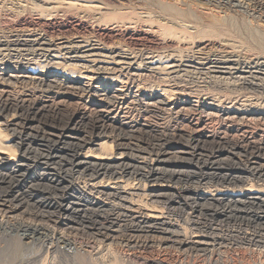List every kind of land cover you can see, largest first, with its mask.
Masks as SVG:
<instances>
[{
    "label": "rangeland",
    "instance_id": "1",
    "mask_svg": "<svg viewBox=\"0 0 264 264\" xmlns=\"http://www.w3.org/2000/svg\"><path fill=\"white\" fill-rule=\"evenodd\" d=\"M3 1V2H2ZM0 0V99L11 101L10 104L8 105L6 109L7 111L4 112L2 111V115H0V132L5 130L6 134L2 131L1 133L2 136L0 135V141L6 144H9L12 146L13 150H16L17 146L15 145L16 141L20 144L22 141V149L24 148L30 155V160L29 164L28 162V170H24V177L22 178L21 175H15L13 177H10L7 179V181L13 183L12 184H7L10 182H6L5 180L2 179V175L0 173V202H2V193L6 192L5 194H13V193H19V192H25L28 193L30 188L34 189L32 192H35L36 196L38 197H49L50 195H59L61 194L60 190L61 189H56L53 188V185L49 180H43L40 181H31V183L28 182V179L26 175H28L29 172H38L42 173L44 172L45 175H47V178H64L67 179L66 182L67 184L71 185L70 188H73V192L75 190V187L80 185L83 182H92V181H101V182H107L109 179L113 180H120L124 186V191L123 192H118L116 196H111V198L115 199H110L106 201V204L102 203L99 204L98 200H92L93 198L91 197L93 193L89 192H83L82 194L86 195L85 198H81L84 200L82 202L78 201L81 205H83V215H85V221L84 222V227L82 230L77 233L76 231H73L69 235H62L60 234L61 230L59 228H56L55 224H50L53 223L52 221H49L45 216L47 214H50L52 210H50L47 207H43V205H36L32 204L31 201L28 202L26 205L25 209L29 210L32 214H38L37 217L34 215H23L21 214L17 215V218H8L7 216L3 215L2 209L0 206V264H264V237L262 231H264V216L259 213L264 212V203H255L254 206H249V205H230L228 208L223 206V204H218L214 201L210 202V199L207 201H200L198 204H196V207L194 206V200L187 201L184 200L185 197L188 196H193L191 192L195 190V188L199 191H204V189H209L214 190L217 188H235L238 189L235 184H230L227 182H224L222 186V182H218L216 180L212 181H202L199 179L201 178V175L203 173H207L210 171H213L215 173L217 172H240L243 171V168L248 167V164H253L252 162L255 160L256 163L258 164H253L255 166H258L259 163L261 165H264V90L256 88L255 89L251 86L248 85L247 82H264V53H261L259 49L256 48V46L253 43V40L248 37L251 40L246 39V35L243 36L240 34L238 31H224L222 33H219V35H216L215 33H211L209 31H205L204 24H208V20H212L215 17H218L217 19H221L220 17H234L235 14V19L237 18L238 21L245 22L248 24L247 26L250 28L258 29L260 31H263L264 28V13H262L259 9L252 7L248 2L244 3L245 1H240L241 4L237 2H234L232 5L233 7L229 10H222L217 7L211 8L210 7H205V6H195L198 5L196 4V0H152L153 3H151L149 0H147V3L144 0H74V4H71V0H63L62 3L61 0H59L60 3H62L63 8L65 9H53L52 7L50 8V5L58 3V0ZM43 1V2H42ZM50 1V2H49ZM67 1V2H66ZM73 1V0H72ZM157 3H155V2ZM160 1V2H159ZM172 1V2H171ZM179 1V2H178ZM195 3H193V2ZM39 2V3H38ZM42 4H41V3ZM45 2V3H44ZM50 4H48V3ZM55 2V3H54ZM70 2V3H68ZM77 2V3H76ZM162 2V3H161ZM169 2V3H168ZM183 4H182V3ZM191 2V3H190ZM36 3V4H34ZM38 3V6H36ZM48 5H47V4ZM151 3V5H150ZM190 6H189V4ZM193 3V4H192ZM237 3V4H236ZM46 6H42V5ZM68 4H71L68 5ZM80 4V5H79ZM85 4V5H84ZM148 4V5H147ZM160 4V5H159ZM174 4V5H173ZM246 7H245V5ZM248 4V5H247ZM83 6H91L90 8H94V12L89 13L88 11H83L87 7H82ZM95 5V6H94ZM150 5V6H149ZM26 6V7H25ZM36 6V7H35ZM49 6V7H48ZM53 6V5H51ZM70 6V7H68ZM73 6V7H72ZM78 6V7H77ZM80 6V7H79ZM93 6V7H92ZM145 6V7H144ZM9 7V8H8ZM29 7H34L29 8ZM49 9H48V8ZM77 7V8H75ZM97 7V8H96ZM143 7V8H142ZM154 7V9L152 8ZM236 7V8H235ZM252 7V8H251ZM43 8V9H42ZM73 8V9H72ZM79 8V10H78ZM84 8V9H83ZM89 8V9H90ZM150 8V10H149ZM189 8V9H188ZM207 8V9H206ZM210 8V9H209ZM239 9L236 10L235 9ZM241 8V9H240ZM254 8V9H253ZM35 9V10H34ZM40 9V10H39ZM45 9V10H44ZM47 9V11H46ZM53 9V14L52 17L50 16L52 13ZM68 9V10H67ZM73 11H71V10ZM82 9V10H80ZM96 9V11H95ZM152 9V10H151ZM156 9V10H155ZM159 9V10H157ZM177 9L181 11H187L189 13H192L194 17H179L177 16ZM183 9V10H182ZM214 9V10H213ZM217 9V10H216ZM248 9V10H246ZM253 9V10H252ZM11 10V11H10ZM16 10V11H15ZM24 10V11H23ZM63 12V14L60 12ZM66 12H65V11ZM76 10V11H75ZM78 10V11H77ZM145 10V11H144ZM219 10V11H218ZM234 10V11H233ZM242 10V11H241ZM31 11V12H29ZM37 11V12H36ZM81 11V14H80ZM83 11V13H82ZM135 11V13H133ZM141 11V12H140ZM150 11V15L146 16L142 12ZM167 14L169 15L168 18L161 19L160 15L157 14L158 12ZM17 12V13H16ZM39 12V14H38ZM46 12V13H44ZM50 13V14H47ZM60 12V13H59ZM65 12V13H64ZM69 12V13H68ZM79 12V14H78ZM87 12V13H85ZM104 12V13H103ZM139 12V13H138ZM155 12V13H154ZM226 12V13H225ZM237 12V13H236ZM42 13V14H41ZM57 13V14H56ZM95 13V14H94ZM102 15H100V14ZM137 13V14H136ZM231 13H233L231 15ZM244 13V14H243ZM261 13V14H260ZM23 14V15H22ZM88 14V16L86 15ZM97 14V15H96ZM140 14V15H139ZM161 14V15H163ZM195 14H197L195 16ZM227 14V15H226ZM230 14V16H229ZM237 14V17H236ZM247 14V15H245ZM34 17H33V16ZM42 15V16H40ZM62 18H60V16ZM67 15V16H66ZM81 15V16H80ZM86 15V16H85ZM90 15V16H89ZM139 19H138V17ZM261 17H259V16ZM44 16L47 18H44ZM66 16V17H65ZM85 18H83V17ZM102 16V17H101ZM132 16V17H131ZM144 16V17H142ZM155 16V17H154ZM164 16V15H163ZM200 16V17H199ZM242 16V17H241ZM244 16V17H243ZM39 17V18H38ZM43 17V19H42ZM50 17V18H49ZM64 17V18H63ZM82 17V18H81ZM142 17V18H141ZM147 17V18H146ZM150 17V19H148ZM153 17V18H152ZM195 17H197L200 21L196 20ZM259 17V18H258ZM24 18V19H23ZM33 20H29V19ZM81 18V20H80ZM92 18V19H91ZM96 18V20H95ZM133 18V19H131ZM179 18V19H178ZM183 18L182 21H180ZM243 18H245L243 20ZM248 18V19H247ZM15 19V20H14ZM28 19V20H27ZM40 19V20H38ZM46 19V20H44ZM70 19V20H69ZM75 19V20H74ZM83 19V20H82ZM102 21H101V20ZM138 19V20H137ZM151 19H153L151 21ZM155 19V20H154ZM171 19V20H170ZM178 19V20H176ZM190 19V20H189ZM192 19V20H191ZM208 19V20H207ZM262 19V20H261ZM43 20V21H42ZM55 20V21H54ZM58 20V22H57ZM60 20V21H59ZM73 20V21H72ZM78 20V21H77ZM80 20V23H78ZM94 20V21H93ZM98 20H100L98 22ZM120 20V21H119ZM123 22H122V21ZM128 20V21H126ZM132 20V23H131ZM137 20V22H136ZM140 20V21H139ZM148 20V21H147ZM158 20V21H157ZM161 20V21H160ZM173 20V21H172ZM184 20V21H183ZM206 20V22H205ZM252 20V21H251ZM261 20V21H260ZM46 21V22H44ZM54 21V22H52ZM64 21V22H63ZM70 21V22H69ZM77 23H76V22ZM93 21V22H92ZM97 22L98 25L103 23V26H108L111 29H114L118 31V33H113L111 39L108 41L109 44H113L116 47H122L126 48L129 50L133 51V54L135 53L134 57L137 60L135 69L133 67H128L124 66L123 69L119 70L118 68L112 72H107L99 68L96 69L98 66L95 65H88V63L85 64V62H82L80 58L73 57V55L76 54V56H80V52H67L65 49L61 50L60 46L58 45V38L59 37H65L69 38L68 40H73L75 36L89 34V30L84 28V25H91L94 24V22ZM106 21V22H104ZM120 23H119V22ZM160 21V22H159ZM197 21V22H196ZM250 21V22H247ZM40 24H39V23ZM42 22V23H41ZM52 22V24H51ZM62 22V23H61ZM95 22V23H96ZM102 22V23H101ZM129 22V23H128ZM152 24H151V23ZM156 22V23H154ZM158 22V23H157ZM167 22L169 24H164L163 23ZM172 22V23H171ZM181 22V23H180ZM26 23V24H25ZM36 23V24H35ZM44 23V24H43ZM48 23V24H47ZM61 23V24H60ZM70 23V24H69ZM115 23V24H114ZM123 23V25H121ZM129 25H127V24ZM146 23V25L144 24ZM161 23V24H160ZM177 23V24H176ZM183 23V25H182ZM187 23V24H186ZM190 26H189V24ZM200 23L199 25H197ZM7 24V25H6ZM33 24V25H32ZM54 24V25H53ZM57 24V25H56ZM68 24V25H65ZM79 24V25H78ZM83 24V25H82ZM111 24V25H110ZM136 24V25H135ZM150 24V25H148ZM154 24V25H153ZM157 24V25H156ZM179 24V25H178ZM192 24V25H191ZM256 24V25H255ZM39 25V26H38ZM50 25V26H48ZM62 25V26H61ZM64 25V26H63ZM116 25V26H114ZM132 25V26H131ZM153 25V26H152ZM184 27L183 29L181 26ZM197 25V26H196ZM37 26V27H36ZM44 26V27H43ZM53 26V27H51ZM69 28H68V27ZM159 26V27H158ZM161 26V27H160ZM164 26V28H163ZM167 26V27H165ZM180 26V28H179ZM186 26H188L186 28ZM254 26V27H252ZM261 26V27H260ZM123 27V28H122ZM127 27V28H126ZM136 27V28H135ZM138 27V28H137ZM142 27V28H141ZM147 27V28H146ZM201 27V28H200ZM204 27V28H202ZM30 28V29H29ZM32 28V29H31ZM60 28V29H59ZM65 28V30H64ZM71 28V30H69ZM75 28L74 30H72ZM116 28V29H115ZM122 28V29H121ZM126 28V29H125ZM146 28V29H145ZM152 28V29H151ZM155 28V29H154ZM178 30H177V29ZM198 28V29H197ZM36 29V31H35ZM82 29V30H81ZM134 29V30H133ZM166 29V30H165ZM169 29V31H168ZM180 29V30H179ZM187 29V30H186ZM198 31H197V30ZM202 29V30H201ZM209 29V28H207ZM206 29V30H207ZM6 32H5V31ZM34 30V31H33ZM47 34H46V32ZM53 30V31H52ZM56 30V31H55ZM63 30V31H62ZM69 30V31H68ZM79 30V31H78ZM83 32H81V31ZM141 30V31H140ZM145 30V32H143ZM147 30L149 32H147ZM174 30V31H173ZM182 30H186L185 32ZM24 31V32H23ZM32 31V32H31ZM59 31V33H58ZM62 31V32H61ZM76 33H75V32ZM87 31V32H86ZM134 31V32H133ZM162 31V32H161ZM166 31V32H165ZM172 31V32H171ZM178 33H177V32ZM194 31V34H193ZM217 31V30H216ZM15 32V33H14ZM38 34H37V33ZM65 33V36L63 35ZM70 32V33H69ZM155 32V33H154ZM158 32V33H157ZM168 32V33H167ZM175 32V33H174ZM179 32H183L182 35ZM187 32V33H186ZM197 32V34H196ZM208 32V33H207ZM226 32V33H225ZM230 32V34H229ZM236 32V33H235ZM238 32V33H237ZM242 32V31H241ZM33 33V34H32ZM35 33V34H34ZM46 35H45V34ZM62 33V35H61ZM68 33V34H67ZM75 33V35H74ZM81 33V34H80ZM120 33V34H119ZM186 33V34H185ZM189 33V35H188ZM192 33V34H191ZM204 33V34H203ZM234 33V34H233ZM29 34V35H27ZM58 34V36H56ZM67 34V35H66ZM86 34V35H87ZM139 34V35H138ZM159 34V35H158ZM172 37L170 38L171 35ZM196 34V35H195ZM213 34V35H210ZM227 36H226V35ZM234 36H232V35ZM44 35V36H43ZM60 35V36H59ZM71 37H70V36ZM73 35V36H72ZM114 35V36H113ZM121 35V36H120ZM123 35V38H122ZM127 35V36H126ZM163 35V37H162ZM194 35V37L191 38V36ZM207 35V36H206ZM215 35V36H214ZM237 35V37L235 36ZM30 38L28 40V38ZM54 36V37H53ZM56 36V37H55ZM138 36V37H136ZM165 36V37H164ZM180 36V37H178ZM183 36V37H181ZM185 36V38H184ZM199 36V37H198ZM210 36V38H209ZM217 36V37H216ZM218 36H221L218 37ZM25 37L27 38L26 40ZM36 37V38H34ZM43 37V38H42ZM49 37V39H48ZM52 37V38H51ZM118 37V38H116ZM197 37V38H196ZM234 37V38H233ZM18 38V39H17ZM24 38V39H23ZM40 38V39H39ZM125 38V39H124ZM168 38V39H167ZM171 40H170V39ZM177 38H179L177 40ZM181 38V39H180ZM187 38V39H186ZM189 38V39H188ZM191 38V39H190ZM203 38V39H202ZM205 38V39H204ZM233 38V39H231ZM239 38V39H238ZM36 39V40H35ZM45 40L44 41H42ZM54 39V41H53ZM141 39V40H140ZM165 39V40H164ZM174 39V40H173ZM184 39V42H182ZM201 39V40H200ZM216 39V40H215ZM225 39V40H224ZM229 39V41H227ZM11 40V41H10ZM18 40V41H17ZM41 40V41H40ZM47 40V41H46ZM113 40V41H112ZM146 40V41H145ZM150 40V41H149ZM168 40V41H167ZM180 40V41H179ZM196 40V41H195ZM201 42H200V41ZM209 40V41H208ZM235 40V41H234ZM17 41V42H16ZM21 41V42H20ZM27 41V43H26ZM34 41H37L36 44ZM51 41V42H50ZM126 41V42H125ZM131 41V42H130ZM137 41V42H136ZM157 41V42H156ZM190 41V42H189ZM195 41V42H194ZM207 41V43H206ZM218 41V42H217ZM223 41V43H221ZM239 41V43H238ZM251 41V43H250ZM33 43V45L29 43ZM41 42V43H39ZM113 42V43H112ZM180 42V44H179ZM194 42V43H193ZM197 42V43H196ZM209 42V43H208ZM214 42V43H213ZM230 42V43H229ZM241 42V43H240ZM245 42V43H244ZM247 42V43H246ZM250 44H249V43ZM15 43V44H14ZM39 43V44H38ZM48 43V44H47ZM121 43V44H120ZM130 43V44H129ZM139 43V44H138ZM153 43V44H152ZM158 43V44H157ZM176 43V44H175ZM226 43V44H225ZM233 43V44H232ZM26 44V45H25ZM56 44V46H55ZM118 44V45H116ZM147 44V45H146ZM178 44V46H177ZM187 44V45H186ZM193 44V45H192ZM207 44V45H206ZM225 44V46H224ZM247 44V45H246ZM253 44V45H251ZM3 45V46H2ZM36 45V46H35ZM134 45V46H132ZM152 45V46H151ZM160 45V46H159ZM185 45V47H184ZM197 45V46H196ZM238 45V46H237ZM243 45V47H242ZM251 45V46H249ZM21 46V47H19ZM25 46V47H24ZM35 49H34V47ZM42 46V47H41ZM46 46V47H45ZM54 46L59 48L57 50L52 48ZM132 46V47H131ZM141 46V47H140ZM145 46V48L143 47ZM151 46V47H150ZM177 46V47H176ZM180 46V47H179ZM201 46V49L200 47ZM221 46V48H220ZM227 46V47H226ZM29 47V48H28ZM40 48V50L38 48ZM49 49V50H46ZM51 47V48H50ZM128 47V48H127ZM130 47V48H129ZM136 47V48H135ZM143 47V48H142ZM153 47V48H152ZM159 47V48H158ZM170 47V48H169ZM175 49H174V48ZM183 47V48H182ZM197 47L199 49H197ZM233 47V48H232ZM245 47V48H244ZM248 47V48H247ZM252 47V48H251ZM44 48V49H42ZM133 48V49H132ZM147 48V49H146ZM157 48V49H156ZM163 48V49H161ZM231 48V49H230ZM256 48V49H255ZM26 49V50H25ZM30 49V50H29ZM31 49H34L33 51ZM141 49V50H140ZM155 49V50H154ZM170 49V50H168ZM179 49H183L182 51ZM209 49V50H207ZM236 49V50H235ZM239 49V50H238ZM243 49V50H242ZM251 49H253L251 51ZM11 52H10V51ZM29 50V51H28ZM140 53H139V51ZM179 50V51H178ZM186 50V51H185ZM201 50V51H200ZM207 50V51H206ZM219 50V51H218ZM224 50V51H223ZM32 51V52H31ZM60 51V52H58ZM62 51V52H61ZM64 51V52H63ZM135 51V52H134ZM148 51L154 52L156 58L158 57L161 61H165L171 57L172 55L177 59H181L180 56L183 58L180 60V66L177 68V71L175 72H167L162 70L160 73L158 71H155L153 69H149L148 66L145 64L144 61V55ZM162 51V52H161ZM170 51V52H168ZM196 51V52H195ZM200 51V53H198ZM228 51V52H227ZM234 51V53H233ZM238 51V52H236ZM244 51V52H243ZM251 51V52H250ZM256 53H255V52ZM16 52V53H15ZM28 52V53H27ZM42 52V53H39ZM57 52V53H56ZM157 52V53H156ZM168 52V53H167ZM172 52V53H171ZM177 52V53H176ZM181 52V53H179ZM188 52V53H187ZM192 52V53H191ZM206 52V54H205ZM217 52V53H215ZM39 55H38V54ZM44 53V54H43ZM47 53V54H46ZM51 53V54H50ZM70 53V54H69ZM162 55H160V54ZM174 53V54H173ZM197 53V54H196ZM211 53V54H208ZM245 53V54H244ZM261 53V54H260ZM7 54V55H6ZM53 54L55 56H53ZM59 54V55H58ZM64 54L70 55V56H64ZM72 54V55H71ZM141 54V55H140ZM158 54V56H157ZM164 54V55H163ZM181 54V55H178ZM202 54V55H201ZM233 54V55H232ZM243 54V55H242ZM258 56H257V55ZM49 55V56H48ZM168 55V56H167ZM186 55V56H185ZM197 55V56H196ZM219 55V56H218ZM239 55V56H238ZM250 55V56H249ZM256 55V57H255ZM24 56V57H23ZM36 58H35V57ZM46 56V57H45ZM63 56V57H60ZM143 56V57H142ZM188 58L187 60V57ZM212 56V57H211ZM224 57V60L222 57ZM231 56V57H230ZM40 57V58H39ZM44 59H42V58ZM69 57V59H68ZM141 57V58H140ZM202 60V61H199ZM214 57V58H213ZM215 57H218L217 60L215 61ZM247 60H246V58ZM5 58V59H4ZM32 58V59H31ZM47 58V59H46ZM55 60V62H51L52 59ZM64 58V59H63ZM74 58V59H73ZM166 58V59H165ZM186 58V59H185ZM229 58V59H228ZM258 58V59H257ZM37 59V60H35ZM49 59V60H48ZM61 59V61H59ZM79 59V60H78ZM143 59V60H142ZM164 59V60H163ZM205 59V63L203 62ZM232 59V60H231ZM236 59V61L234 60ZM250 61H249V60ZM14 60V61H13ZM22 60V62H21ZM39 60V61H38ZM63 60V61H62ZM183 60V61H182ZM219 60V61H218ZM259 60V61H258ZM39 63H38V62ZM59 61V62H58ZM72 61V62H71ZM197 61V62H196ZM208 61V62H206ZM246 61V62H245ZM252 61V62H251ZM29 62V66H28ZM41 62V63H40ZM43 62V63H42ZM47 62V65H46ZM70 62V63H69ZM73 62L75 64H73ZM77 62V64H76ZM82 64H81V63ZM220 62V63H219ZM254 62V63H253ZM256 62V63H255ZM262 62V63H261ZM36 63V64H35ZM57 63L59 66H57ZM80 63V64H78ZM138 63V64H137ZM142 63V65H141ZM183 63V64H182ZM185 63V64H184ZM187 63V64H186ZM192 63V64H190ZM203 63V64H202ZM212 63V64H211ZM214 63V64H213ZM259 63V64H257ZM45 64V65H44ZM61 64V66H60ZM67 64V65H65ZM69 64V66H68ZM73 64V65H72ZM201 64V65H200ZM207 64V66H206ZM216 64V66H215ZM228 65L227 67L224 66ZM230 64H234L232 67ZM238 64V65H237ZM248 64V65H247ZM255 66H254V65ZM261 64V65H260ZM24 65V66H23ZM52 65V66H51ZM54 65V67H53ZM65 65V67H64ZM78 65V66H77ZM84 65V67H83ZM182 65V66H181ZM188 65V66H187ZM192 67H191V66ZM195 65L196 67H194ZM252 65V67H251ZM41 66V67H40ZM48 68H47V67ZM80 66V67H79ZM90 66V67H89ZM199 66V67H198ZM205 68H204V67ZM211 66V69H210ZM24 67V68H23ZM31 69H30V68ZM37 67V68H36ZM46 67V68H45ZM57 67V68H56ZM59 67V68H58ZM64 67V69L62 68ZM82 67V68H81ZM86 67V68H85ZM95 69H93V68ZM96 67V68H95ZM138 67V68H137ZM188 67V68H187ZM230 67V68H229ZM237 67V69L235 68ZM241 67V68H240ZM249 67V68H248ZM43 68V69H42ZM54 68V69H53ZM55 68L57 70H55ZM72 68V69H71ZM76 68V69H75ZM79 68V69H78ZM81 68V69H80ZM141 68V69H140ZM148 68V69H147ZM186 70H184V69ZM190 68V69H189ZM207 68V69H206ZM226 68V69H225ZM228 68V69H227ZM258 68V70H257ZM263 68V69H260ZM25 71H24V70ZM42 69V70H41ZM63 69L64 71L62 72ZM75 69V70H74ZM84 69V71H81ZM89 69V70H88ZM189 69V70H187ZM192 69V70H191ZM194 69V70H193ZM196 69V70H195ZM199 69V70H198ZM202 69L204 71H202ZM217 71H215V70ZM224 69V70H223ZM234 69V70H233ZM241 69V70H240ZM249 71H248V70ZM254 69V70H253ZM41 71L46 75H58L59 77L61 76H66L67 74L70 76L71 74H77L76 71L81 72L83 74H88V75H93V76H99L97 83L98 84H103L108 85L110 87L112 83L107 80L105 77H111L116 78L115 80L118 81L120 87L123 89L122 91V99H119L116 102L107 101V98L104 97L103 95H100V92L92 88L93 85H96L95 83H90V87H81L80 85L77 84H72L71 82H64L62 81H49L45 80L44 82L40 83L37 81L36 78L34 80L32 79L34 76L38 75V73H34L37 71ZM49 70V72L47 71ZM51 70V71H50ZM80 70V71H79ZM86 70V71H85ZM88 70V71H87ZM93 70V71H92ZM129 72H128V71ZM223 70V71H222ZM263 70V71H262ZM2 71V72H1ZM61 71V72H60ZM72 71V72H71ZM90 71V72H89ZM122 71V72H121ZM126 71V72H125ZM144 71V72H143ZM194 71V72H193ZM196 71V72H195ZM225 71V72H224ZM229 71V72H228ZM47 72V73H46ZM54 72V73H53ZM69 72V73H67ZM76 72V73H75ZM99 72V73H98ZM121 72V73H120ZM132 72V74L129 75V73ZM138 74H137V73ZM141 74H140V73ZM164 72V73H163ZM178 72V73H177ZM182 72V73H181ZM203 72V73H202ZM205 72V73H204ZM213 72V73H212ZM233 72V73H232ZM250 72V73H249ZM26 75H24V74ZM29 73V74H28ZM52 73V74H51ZM56 73V74H55ZM59 73V74H58ZM67 73V74H66ZM119 73V75L115 74ZM126 75H125V74ZM147 73V74H146ZM156 73V74H155ZM168 73V76H167ZM174 73V74H173ZM194 73V74H193ZM208 73V74H207ZM241 73V74H240ZM246 73V75H245ZM252 73H255L254 75L258 78H256ZM258 73V74H257ZM22 74V75H21ZM62 74V75H60ZM66 74V75H64ZM99 74V75H98ZM128 74V75H127ZM143 74V75H142ZM202 74V75H201ZM214 74V75H211ZM223 74V75H222ZM237 76H236V75ZM249 74V75H248ZM252 76H251V75ZM262 74V76H260ZM17 75V76H16ZM20 75V76H19ZM28 75V76H27ZM34 75V76H33ZM71 75V76H72ZM104 75V76H102ZM124 75V76H123ZM132 75V76H131ZM135 75V76H134ZM140 75V77H139ZM147 75V76H146ZM149 75V76H148ZM154 75V76H153ZM162 75V76H161ZM173 75V76H172ZM182 75V76H181ZM211 77H210V76ZM218 75V76H217ZM225 75V76H224ZM230 75V76H229ZM234 77H233V76ZM239 75V76H238ZM243 75V76H242ZM248 75V76H247ZM259 75V76H258ZM8 76V77H7ZM16 78H14V77ZM21 76H24L21 77ZM32 76V77H31ZM117 76V77H116ZM121 76V77H120ZM123 76V77H122ZM131 76V77H130ZM214 76V77H213ZM221 78H220V77ZM223 76V77H222ZM241 76V77H240ZM250 77L249 80L247 77ZM254 76V77H253ZM5 77V78H3ZM19 77V78H18ZM29 77V78H28ZM103 77V78H102ZM133 77V78H132ZM137 77V78H135ZM162 77V78H161ZM177 77V78H176ZM185 77V78H184ZM226 77V78H225ZM231 77L234 79L233 83L231 84L232 80ZM239 77V78H238ZM21 78V80H20ZM121 78V79H120ZM128 78V79H127ZM132 78V79H131ZM158 78V79H157ZM204 78V79H203ZM224 78V79H223ZM243 78V81H242ZM5 79V81L3 80ZM12 83H11V80ZM30 79L29 81L26 80ZM119 79V80H118ZM123 79V81H122ZM129 81H127V80ZM135 79V80H134ZM150 79V81H149ZM157 79V80H156ZM165 79V80H164ZM239 79V81H237ZM244 79H246L244 81ZM2 80L4 82H2ZM7 80V81H6ZM10 83H9V81ZM32 80V81H31ZM132 82H131V81ZM177 80V81H176ZM260 80V81H259ZM16 81V82H15ZM25 81V82H24ZM49 83H46L48 82ZM106 81V82H105ZM198 83H197V82ZM229 81H231L229 83ZM235 81V82H234ZM242 81V82H241ZM6 82V83H5ZM38 82V84H37ZM53 82V83H52ZM56 82V83H54ZM126 82V83H125ZM174 82V83H173ZM224 82V83H223ZM238 82V83H237ZM245 82V83H244ZM5 83V84H4ZM8 83V84H7ZM51 83V84H50ZM133 83V84H132ZM161 83V84H160ZM228 83V84H227ZM25 84V85H24ZM54 84V86H52ZM63 84V87L60 86ZM70 84V85H66ZM126 84V85H125ZM167 84V85H166ZM241 84V85H240ZM243 84V85H242ZM3 85V86H2ZM17 85V86H16ZM40 85V86H39ZM42 85V86H41ZM47 85V87H46ZM51 85V86H50ZM58 85V86H56ZM72 85V86H71ZM102 85V86H103ZM136 85V86H135ZM140 85V86H139ZM159 85V86H158ZM238 85V86H236ZM247 85V86H246ZM39 86V87H38ZM49 86V88H48ZM70 88H69V87ZM76 86V87H75ZM80 86V87H79ZM139 86V87H138ZM143 89H142V87ZM147 86V87H146ZM152 86V87H151ZM164 86V87H163ZM185 86V87H184ZM244 86V87H242ZM251 86V87H250ZM28 87V88H27ZM46 87V88H45ZM51 87V88H50ZM54 87V88H53ZM60 87V88H59ZM62 87V88H61ZM67 87V88H66ZM74 87V88H73ZM78 87V89H77ZM138 87V88H136ZM155 87V88H154ZM233 87V88H232ZM239 87V88H238ZM242 87V88H241ZM248 87V88H246ZM27 88V89H26ZM39 88V89H38ZM72 88V89H71ZM141 88V89H140ZM148 89L146 91V89ZM153 88V89H152ZM159 90H158V89ZM3 89V91H1ZM9 89V90H8ZM12 89V90H11ZM60 89V91H59ZM68 89V90H67ZM71 89V90H70ZM83 89V90H81ZM95 89V90H94ZM136 89V90H135ZM151 89V90H150ZM156 89V91H155ZM167 89V90H165ZM215 89V90H214ZM253 89V90H251ZM258 89V90H256ZM48 90V91H47ZM78 91L75 92V91ZM135 90V91H134ZM150 90V91H149ZM188 90V91H187ZM50 91V92H49ZM66 94H65V92ZM72 93H70V92ZM84 91V93H82ZM92 91V92H91ZM95 91V92H94ZM161 91V92H160ZM168 91V92H167ZM61 92V93H60ZM125 92V93H124ZM139 92V93H138ZM143 92V93H142ZM153 92V93H152ZM166 92V93H165ZM170 92V93H169ZM193 92V93H192ZM196 94H195V93ZM199 92V93H198ZM82 93V94H81ZM91 93V94H90ZM124 93V95H123ZM130 93V95H129ZM172 93V95H171ZM174 93V95H173ZM2 94V95H1ZM17 94V95H16ZM73 94V95H72ZM134 94V95H133ZM154 95V98L152 102H150L145 96L147 95ZM164 94V95H163ZM171 96H170V95ZM8 95V96H5ZM19 95V96H18ZM61 95V96H60ZM81 95V96H80ZM90 95V96H88ZM128 95V96H127ZM136 95V96H135ZM189 95V96H188ZM16 96V97H15ZM51 96V97H50ZM88 96V97H87ZM103 96V97H102ZM157 96V97H156ZM215 96V97H214ZM7 97V98H6ZM11 97V99L9 98ZM38 97V98H37ZM82 97V98H81ZM142 99H141V98ZM144 97V98H143ZM163 97V99H162ZM172 97V98H170ZM189 97V98H188ZM234 97V98H233ZM5 98V99H4ZM51 98V99H50ZM88 100H87V99ZM101 98V99H100ZM103 98V99H102ZM126 98V99H125ZM137 98V99H136ZM140 98V99H139ZM168 98V99H167ZM185 98V99H184ZM204 98V99H203ZM214 98V99H213ZM15 99V100H14ZM47 99V100H45ZM53 99V100H52ZM97 99V100H96ZM110 99V98H108ZM134 99V100H132ZM159 99L158 102L157 100ZM165 99V100H164ZM173 99V100H172ZM260 99V100H259ZM103 100V101H102ZM125 100V101H124ZM132 100V101H131ZM157 102H156V101ZM180 100V101H179ZM14 101V102H13ZM23 103H22V102ZM51 103H50V102ZM58 101V102H57ZM94 101V102H93ZM106 101V102H105ZM127 101V102H126ZM154 101V102H153ZM165 101V102H164ZM37 102V103H36ZM56 102V103H55ZM97 102V103H96ZM120 104H119V103ZM122 102V104H121ZM124 102V103H123ZM135 102V103H131ZM150 102V103H149ZM259 102V103H257ZM29 103V105H28ZM59 103V104H57ZM100 103V104H99ZM113 103V104H112ZM148 103V104H147ZM168 103V104H167ZM218 103V104H216ZM247 103V104H246ZM22 104V105H20ZM109 104V105H107ZM116 104V106H115ZM118 104V105H117ZM124 104V105H123ZM140 104V105H139ZM157 104H159L157 106ZM162 104V105H161ZM166 104V105H164ZM206 104V105H205ZM216 104V105H215ZM233 104V105H232ZM261 104V105H260ZM18 105V106H17ZM24 105V106H23ZM31 105V106H30ZM34 105V106H33ZM40 105V107H39ZM46 106V107H42ZM50 105V106H49ZM53 105V106H52ZM56 105V106H55ZM97 105V106H96ZM102 107H101V106ZM106 105V106H105ZM128 105H130L128 107ZM149 105V106H148ZM178 105V106H177ZM192 105V106H191ZM227 105V106H226ZM250 105V107H249ZM260 107H259V106ZM13 106V107H12ZM22 108H21V107ZM58 106V108H57ZM60 106V107H59ZM87 106L86 108H84ZM89 106V107H88ZM115 106V109H113ZM120 106V108L118 107ZM155 106V107H154ZM161 106V107H159ZM163 106V107H162ZM183 106V107H182ZM186 106V108H185ZM202 106V107H201ZM225 106V107H223ZM237 106V107H236ZM247 106V107H246ZM256 106V107H255ZM50 107V110L48 108ZM51 107H55L51 108ZM95 107V108H94ZM181 107V108H180ZM189 107V108H187ZM210 107V108H209ZM223 107V108H222ZM228 107V108H227ZM233 107V108H231ZM237 109H236V108ZM240 107V108H239ZM254 107V108H253ZM15 108V109H14ZM42 108V109H41ZM98 108V110H97ZM102 110H101V109ZM110 108V109H109ZM120 110H119V109ZM145 108H147L145 110ZM150 108V109H149ZM162 108V110H160ZM165 108V110H164ZM192 108V109H190ZM196 110H193V109ZM222 108V110H221ZM250 108V109H249ZM12 109V110H11ZM94 109V110H93ZM106 109V110H104ZM108 109V111H107ZM112 109V110H111ZM128 109V110H127ZM139 109V110H137ZM154 109V110H153ZM168 109V111H167ZM180 109V111H179ZM183 109V110H182ZM210 109V110H209ZM245 109V110H244ZM254 109V110H253ZM259 109V110H257ZM10 110V111H9ZM23 110V111H22ZM38 110V111H36ZM48 110V111H47ZM57 110V111H56ZM86 110V111H85ZM118 110V111H117ZM125 110V111H123ZM152 110V111H151ZM160 110V111H159ZM170 110V111H169ZM183 112H182V111ZM191 110H193L191 112ZM205 110V111H204ZM208 110V111H207ZM212 110V111H211ZM241 110V111H240ZM256 110V111H255ZM40 111V113H39ZM81 111V112H80ZM93 111V112H92ZM94 111H97L96 113ZM111 111V112H110ZM116 111V113H115ZM167 111V112H166ZM172 111V112H171ZM177 111V112H176ZM179 111V112H178ZM208 113H207V112ZM211 111V112H210ZM215 111L214 113H212ZM229 111V113H227ZM236 111V112H235ZM240 111V112H239ZM22 112V113H21ZM46 112V113H45ZM52 112V113H51ZM54 112V113H53ZM73 112V113H72ZM85 112L89 118L85 120L82 123L85 124H76L75 126H70L69 123L72 120V116L75 115L76 113H82ZM121 112V113H120ZM151 114H150V113ZM176 114H175V113ZM194 112V113H193ZM201 112V113H200ZM220 112V113H218ZM226 112V113H225ZM256 112V113H255ZM110 113V114H109ZM132 113V114H131ZM185 115H184V114ZM199 113V114H198ZM203 113V114H202ZM253 113V114H252ZM8 114V115H5ZM37 114V115H36ZM73 114V115H72ZM102 114V115H101ZM114 114V115H112ZM180 114V115H179ZM202 114V115H201ZM205 114V115H204ZM208 116H207V115ZM214 114V115H212ZM219 114V115H218ZM230 114H234L235 116H230ZM239 114V115H238ZM262 114V115H261ZM10 115H11V120L14 119L15 122H13L15 127H10L6 126L7 122L10 120ZM42 115V116H41ZM45 115V116H44ZM66 115V116H65ZM105 116L106 120L104 119L103 121L101 120L100 116ZM116 115V116H115ZM143 115V116H142ZM156 115V116H155ZM165 115V116H164ZM184 115V116H183ZM212 115V116H211ZM218 115V116H217ZM223 115V117H222ZM246 115V116H244ZM259 116L258 118L254 119L255 116ZM261 115V116H260ZM6 116V118H5ZM36 116V117H35ZM40 116V118H39ZM70 116V117H69ZM150 116V117H149ZM181 116V118H180ZM187 118H186V117ZM244 118H242V117ZM61 117V118H60ZM94 117V119H92ZM127 117V118H126ZM131 117V118H130ZM192 117V118H191ZM209 117V118H208ZM234 117V118H233ZM263 117V118H262ZM51 118V119H50ZM126 118V119H124ZM134 118V119H133ZM184 118V119H183ZM199 118V119H198ZM238 118V119H237ZM242 118V119H239ZM6 119V120H4ZM58 119V120H57ZM93 121H92V120ZM111 119V120H110ZM123 119V120H122ZM131 119V120H130ZM138 119V120H137ZM175 119V120H174ZM198 121H197V120ZM228 119V120H227ZM249 121H248V120ZM259 119V120H258ZM99 120V121H97ZM181 122H180V121ZM191 120V121H190ZM215 120V121H214ZM226 120V121H225ZM232 120V121H231ZM236 120V121H235ZM240 120V121H239ZM247 122H246V121ZM251 120V121H250ZM255 120V121H254ZM17 121V122H16ZM20 121V122H19ZM122 121V123L120 122ZM125 121V122H124ZM137 121V122H136ZM174 121V122H173ZM187 121V122H186ZM213 121V122H212ZM238 121V122H237ZM258 121V122H257ZM2 122V123H1ZM6 122V123H5ZM67 122V123H66ZM89 122V123H88ZM109 122V123H108ZM134 122V123H133ZM144 122V123H143ZM178 122V123H177ZM183 122V123H182ZM196 122V123H195ZM216 122V123H215ZM233 122V123H231ZM240 122V123H239ZM244 124H243V123ZM19 123V124H17ZM52 123V124H51ZM54 123V124H53ZM62 125H59V124ZM87 123V124H86ZM95 126H93L92 125ZM133 123V124H132ZM149 123V124H148ZM155 123V124H154ZM209 124L206 125V124ZM235 123V124H234ZM259 123V124H258ZM261 123V124H260ZM263 123V124H262ZM2 124V125H1ZM66 124V126H65ZM104 124V125H103ZM108 124V126H107ZM116 124L118 126H116ZM125 124V125H124ZM135 124V125H134ZM173 124H178L177 126H173ZM182 126H181V125ZM215 124V125H214ZM225 124V125H224ZM249 124V125H248ZM23 125V126H22ZM80 127H78V126ZM89 125V126H88ZM100 125V126H98ZM122 125V126H121ZM140 125V126H139ZM205 125V126H204ZM244 125V126H243ZM37 126V127H36ZM70 126V127H69ZM82 126V127H81ZM113 126V127H112ZM137 126V127H136ZM143 126V128H142ZM180 126V127H179ZM184 126V127H183ZM191 126V127H190ZM201 130H200V127ZM225 126V127H224ZM2 127V128H1ZM9 127V128H8ZM75 127V128H74ZM85 127L88 130H85ZM195 127V128H193ZM196 127H199L198 129ZM214 129H213V128ZM262 127V128H261ZM19 130H18V129ZM45 128V129H44ZM107 128V129H106ZM191 128V129H190ZM216 128V129H215ZM261 128V129H260ZM42 129V130H41ZM106 129V130H105ZM125 129V130H124ZM148 129V130H147ZM162 129V130H161ZM190 131H189V130ZM193 129V130H192ZM197 129V131H195ZM204 129V130H203ZM8 130V131H7ZM50 130V131H49ZM63 130V131H62ZM101 130V131H100ZM180 130V131H179ZM13 131V132H11ZM42 131V132H41ZM91 131V132H90ZM98 131H100L101 136L99 137H104L106 145H109V147H113L114 149L110 148L111 150H115L116 154H123V158L118 159V163L121 165L119 167H116L114 172L113 170H107V171H100L99 174L96 172H90V173H83L78 176L76 174L70 175L68 170L71 169V165H69L68 159L70 156V153L73 150H78L77 153L80 152V154L87 150V148H84L83 150H79V145L77 143H86L88 141L86 140H93L97 135ZM109 131V132H108ZM122 131V132H121ZM225 131V132H224ZM34 132V133H33ZM60 132V133H59ZM90 134H88V133ZM112 132V133H111ZM169 134H168V133ZM199 132V133H198ZM242 132V133H241ZM31 135H30V134ZM43 133V134H42ZM59 133V134H58ZM64 133V134H63ZM88 135H87V134ZM153 133V134H152ZM182 133V134H181ZM204 133V134H203ZM208 133V134H207ZM237 133V134H235ZM34 134V135H33ZM37 134V135H36ZM50 134V135H49ZM96 134V136H95ZM104 134V135H103ZM110 136H109V135ZM16 135V136H14ZM18 135V136H17ZM66 135V136H65ZM70 135V136H69ZM82 135V136H81ZM92 135V137H91ZM106 135V136H105ZM113 135V136H112ZM180 135V136H179ZM183 135V137H182ZM191 135H193L191 137ZM219 135V136H218ZM233 135V136H232ZM249 135V136H248ZM21 136V137H19ZM58 136V137H57ZM61 136V137H60ZM65 136V137H62ZM75 136V137H72ZM140 136V137H139ZM163 136V137H162ZM171 136V137H170ZM213 136V137H212ZM216 136V137H215ZM241 136V137H240ZM160 139H159V138ZM162 137V138H161ZM181 137V138H180ZM228 137V139H227ZM233 137V138H232ZM239 137V138H238ZM26 138V139H25ZM116 140H115V139ZM157 138V139H156ZM188 138V139H186ZM207 140H206V139ZM212 138V139H211ZM253 138V139H252ZM53 141H52V140ZM55 139V140H54ZM58 139V140H57ZM63 139V140H62ZM86 139V140H85ZM159 139V140H158ZM196 139V140H195ZM238 139V140H237ZM245 139V140H244ZM13 140V141H12ZM50 140V141H49ZM61 142H60V141ZM113 140V141H112ZM163 140V141H162ZM184 140V141H183ZM193 140V141H192ZM203 140V141H202ZM214 140V141H213ZM217 140V141H216ZM228 140V141H227ZM248 140V141H247ZM253 140V141H252ZM31 141V142H30ZM49 141V142H48ZM71 141V142H70ZM82 141V142H81ZM86 141V142H85ZM110 141V142H109ZM189 141V143H188ZM198 141V142H197ZM227 143H226V142ZM238 141V142H237ZM244 141V142H243ZM255 141V142H254ZM261 141V142H260ZM13 142V144H12ZM33 142V143H32ZM47 142V143H46ZM54 142V143H53ZM56 142V143H55ZM74 142V143H73ZM115 142V144H114ZM119 142V144H118ZM159 142V143H158ZM187 142V143H186ZM197 142V143H196ZM223 144H222V143ZM237 144H236V143ZM250 142V143H249ZM28 143V144H27ZM32 143V144H31ZM74 145H73V144ZM110 143V144H109ZM126 143V144H125ZM152 143V144H151ZM196 143V145H195ZM226 145H225V144ZM243 143V145H242ZM249 145H248V144ZM256 143V144H255ZM12 144V145H11ZM28 147L26 148V146ZM61 144V145H60ZM71 144V145H70ZM111 144L113 146H111ZM123 144V145H122ZM129 144V145H128ZM164 144V145H163ZM193 146H190L192 145ZM205 144V145H204ZM209 144V145H208ZM228 144V145H227ZM233 144V145H232ZM241 144V145H240ZM247 144V148L245 146ZM263 146H261V145ZM14 145V146H13ZM31 145V146H30ZM50 145V146H49ZM54 147H53V146ZM69 145V146H68ZM78 147H76V146ZM116 145V147H115ZM120 145V146H119ZM135 145V146H133ZM145 145V146H144ZM148 145V146H147ZM152 145V146H151ZM154 145V147H153ZM162 145L163 147H161ZM196 147H195V146ZM240 145V146H239ZM16 146V147H15ZM30 146V147H29ZM35 146V148H34ZM48 146V147H47ZM118 146V147H117ZM141 146V147H140ZM144 146V147H143ZM151 146V147H150ZM157 146H160L157 148ZM218 146V147H217ZM235 146V147H234ZM243 146V148L241 147ZM256 146V148H255ZM32 147V148H31ZM42 147V148H41ZM53 149H52V148ZM68 147V148H67ZM141 149H140V148ZM146 147V148H145ZM168 147V148H167ZM192 147V148H191ZM195 147V148H194ZM249 147V148H248ZM254 147V148H252ZM15 148V149H14ZM31 148V149H30ZM39 148V149H38ZM41 148V149H40ZM46 148V149H45ZM95 148V147H91ZM152 148V149H151ZM167 148V149H166ZM173 148V149H172ZM242 148V149H241ZM251 148V149H250ZM28 149V150H27ZM38 149V150H34ZM65 149V150H64ZM69 149V150H68ZM73 149V150H72ZM117 149V150H116ZM156 149V150H155ZM165 149V150H164ZM173 150L172 153L169 152ZM182 151H179V150ZM185 149V150H184ZM207 149V150H206ZM234 149V151H233ZM254 149V150H253ZM46 150H48L46 152ZM56 152H55V151ZM122 150V151H121ZM132 150V151H131ZM184 150V151H183ZM189 150V151H188ZM194 150V151H193ZM232 150V151H231ZM248 152H247V151ZM253 150V151H252ZM33 151V152H32ZM38 151V152H35ZM69 151V152H68ZM131 151V154H130ZM156 151V152H155ZM159 151V153H158ZM168 151V153H166ZM175 151V152H174ZM179 151V152H178ZM192 151V153L190 152ZM197 151V152H196ZM213 153H212V152ZM247 152L244 154L239 152ZM251 151V152H250ZM15 152V151H14ZM127 152V153H126ZM162 152V153H161ZM188 152V153H187ZM190 152V153H189ZM205 152V153H204ZM216 152V153H215ZM238 152V153H237ZM259 152V153H258ZM33 153V155H31ZM37 153V154H36ZM41 153V154H40ZM43 153V155H42ZM51 153L50 157H53L51 159L50 157L47 156V154ZM53 153V154H52ZM64 153V154H63ZM72 152L71 154H73ZM178 153V154H177ZM198 153V154H197ZM202 153V154H201ZM237 153V155H236ZM27 154V156H28ZM46 154V155H45ZM98 154V153H97ZM127 154V155H126ZM134 156H133V155ZM159 154V155H158ZM170 155L171 158H174L177 160L170 159L167 161H162L160 164L157 165H152L158 161V159H161L163 155ZM213 156H212V155ZM219 154V155H217ZM228 154V155H227ZM254 154V155H250ZM262 154V155H260ZM38 155V156H37ZM162 155V156H160ZM176 155V156H175ZM181 156V157H178ZM199 155H201L199 157ZM217 155V156H216ZM230 155V157H229ZM244 155V156H243ZM247 157H246V156ZM249 155V156H248ZM259 155V156H258ZM36 156V158L34 157ZM46 156V157H45ZM64 156V157H63ZM128 156V157H127ZM130 156V158H129ZM143 158H141V157ZM151 156V157H150ZM185 156V157H184ZM191 156V157H190ZM203 156V157H202ZM206 156V157H205ZM220 156V158H219ZM226 160H223V157ZM239 156V158H238ZM116 157V156H115ZM159 157V158H158ZM190 157V158H189ZM205 157V158H204ZM228 157L231 159H228ZM232 157V158H231ZM33 158V159H32ZM35 158V159H34ZM47 158V159H46ZM151 158V159H150ZM157 160H156V159ZM167 158V157H165ZM185 162H182V160ZM188 158V159H187ZM204 158V159H203ZM208 158V160H206ZM247 158V159H246ZM261 158V159H260ZM32 159V160H31ZM41 159V160H40ZM56 159V160H55ZM58 159V160H57ZM136 159V160H135ZM147 159H149L147 161ZM190 159V160H189ZM215 159V160H214ZM217 159V160H216ZM222 159V160H221ZM239 159V160H238ZM35 160V161H33ZM40 160V161H39ZM50 160V162H48ZM134 160V161H133ZM142 160V161H141ZM180 160V161H179ZM192 160V161H191ZM200 160V161H199ZM206 160V161H205ZM210 160V161H209ZM219 160V161H218ZM48 162L52 163V161H56L52 164L47 165L46 167L51 170H44L41 168H44L45 164H41ZM60 161H63L59 163ZM146 161V162H145ZM172 161V162H171ZM189 161V162H188ZM196 161V163H195ZM218 163H216V162ZM223 161V162H222ZM58 162V163H57ZM129 162V163H128ZM138 162H143V166L141 169H136L134 170L132 167L133 165L137 164ZM192 162V163H191ZM205 162V163H204ZM225 162V163H224ZM229 162V163H228ZM236 164H235V163ZM34 163V164H33ZM40 163V164H39ZM144 163H148L150 165H144ZM199 163V164H198ZM202 163V164H201ZM233 163V164H232ZM247 163V165H246ZM38 164V165H37ZM62 164V165H61ZM129 164V165H128ZM201 164V165H200ZM222 164L224 166H222ZM231 164V166L229 165ZM44 165V166H43ZM57 167H54V166ZM125 165V166H122ZM210 165V167H209ZM217 165V166H216ZM220 165V166H218ZM226 165V166H225ZM234 165V166H233ZM240 167H239V166ZM30 166V167H29ZM33 166V167H32ZM36 166V167H35ZM62 166V167H61ZM127 166V168H126ZM129 166V167H128ZM139 166V167H140ZM147 166V167H146ZM151 166V167H150ZM165 166V167H164ZM197 168H196V167ZM230 168H227L229 167ZM245 166V167H244ZM250 166V165H249ZM26 167V166H25ZM24 167V168H25ZM70 167V169H69ZM122 167V169H121ZM124 167V168H123ZM153 167V168H152ZM159 169L157 172L158 174L156 175L158 177L157 181L158 183H166L165 185L170 188V192L165 193L164 192V197L161 199H155L154 201V194L158 193L159 191L153 192L151 191V183L152 181H149L144 179L141 174L143 172H147L150 168L151 169ZM164 167V168H163ZM174 167V168H173ZM194 167V168H193ZM200 167V168H199ZM218 167V168H217ZM242 167V168H241ZM61 168V169H60ZM67 168V169H66ZM126 168V169H125ZM144 168V169H143ZM149 168V169H148ZM168 168V169H167ZM171 168V169H169ZM177 168V169H175ZM182 170H181V169ZM185 168V170L183 169ZM193 168V169H192ZM205 168V169H204ZM61 171H60V170ZM63 169H65L63 171ZM146 169V170H145ZM167 169V170H166ZM180 169V170H179ZM201 169V171H200ZM214 169V170H213ZM34 170V171H33ZM36 170V171H35ZM121 170V171H119ZM125 170V171H123ZM133 170V171H132ZM145 170V171H144ZM162 170V171H161ZM165 170V173H164ZM174 170V172L172 171ZM206 170V171H205ZM217 172H216V171ZM28 171V172H27ZM42 171V172H41ZM47 171V172H46ZM74 171V170H72ZM197 171V172H196ZM200 171V172H199ZM203 171V172H202ZM26 172V173H25ZM51 172V173H50ZM56 172V173H55ZM60 172V173H58ZM65 172V173H64ZM111 172V174H110ZM116 172V173H115ZM126 172V173H125ZM133 172V173H132ZM136 172V173H135ZM142 172V173H141ZM156 172V171H155ZM168 172V174H167ZM183 172V173H182ZM185 172V173H184ZM196 172V173H195ZM199 172V173H198ZM105 175H104V174ZM107 173V174H106ZM124 173V174H123ZM164 173V174H162ZM173 173V174H171ZM180 173V174H179ZM184 175H182V174ZM193 173V175H192ZM197 173L200 176L199 178L197 177ZM56 174V175H55ZM60 174V175H59ZM66 174V175H64ZM88 174V175H87ZM101 174V175H100ZM113 174V175H112ZM135 174V175H134ZM162 174V175H161ZM179 174V175H178ZM188 176H187V175ZM84 177H82V176ZM91 177H87V176ZM97 175V176H93ZM107 175V177H106ZM110 175V176H108ZM123 175V177H122ZM131 176V181L130 177ZM135 177H134V176ZM160 175L162 177H160ZM169 175V176H168ZM172 175V176H171ZM178 175V176H177ZM17 176V177H16ZM19 176V177H18ZM67 176V177H66ZM72 176V177H71ZM86 176V177H85ZM101 176V177H100ZM105 178H102L104 177ZM113 176L114 178H112ZM116 176L117 179H116ZM186 176V177H185ZM191 176V177H190ZM193 176V177H192ZM196 176V177H195ZM16 177V178H15ZM21 177V178H20ZM76 177V178H75ZM82 177V178H81ZM93 177V178H92ZM121 177L123 179H121ZM139 177V178H138ZM167 177V178H166ZM183 177V178H182ZM189 177V178H188ZM19 178V179H17ZM72 178V179H71ZM74 178V180H73ZM98 178V179H97ZM100 178V179H99ZM129 178V179H127ZM138 178V179H137ZM142 178V180H141ZM170 178V179H168ZM173 178V179H172ZM180 178V179H179ZM182 178V179H181ZM77 179V183L76 182ZM80 179V180H79ZM95 179V180H94ZM177 179V180H175ZM193 179V180H192ZM251 180H249L250 184L253 185L252 189L254 188L255 190H264L262 184L264 181L262 179H259L256 176H251ZM23 180V181H22ZM72 180V181H71ZM79 180V181H78ZM92 180V181H91ZM103 180V181H102ZM124 180V181H123ZM132 182H128V181ZM139 180V181H138ZM258 180V181H256ZM128 183H127V182ZM141 181V182H140ZM147 183H144V182ZM161 181V182H160ZM166 181V182H165ZM170 181V182H169ZM173 181V182H172ZM175 181V182H174ZM177 181V182H176ZM187 184H186V182ZM20 182V183H19ZM22 182V183H21ZM34 182V183H32ZM40 184H39V183ZM48 182V183H47ZM65 182V180H64ZM124 182V183H123ZM138 182V183H137ZM169 182V183H167ZM172 182V184H171ZM194 182V183H193ZM209 182V184H208ZM213 182V183H212ZM259 182V183H258ZM6 183V184H5ZM44 183V184H42ZM102 183V184H103ZM126 183V184H125ZM144 183V184H143ZM175 183V185H173ZM185 183V184H184ZM191 183V184H190ZM207 183V184H206ZM218 183V184H217ZM256 185H254V184ZM13 184L16 187V189H13ZM31 184H35V186H29ZM128 184V185H127ZM139 184V185H138ZM141 184V185H140ZM178 184V185H176ZM182 184V185H181ZM213 184V185H212ZM220 184V186H219ZM11 186L12 189L11 191L8 192V187ZM49 185V186H48ZM132 185V186H131ZM144 185V186H143ZM186 185V186H185ZM189 185V186H188ZM197 185V186H195ZM209 187H208V186ZM29 186V187H28ZM147 186V187H146ZM171 186V187H170ZM176 186V187H175ZM178 186V187H177ZM188 186V188H187ZM195 186V187H194ZM215 186V187H214ZM218 186V187H216ZM222 186V187H221ZM245 186V185H244ZM260 186V187H259ZM7 187V188H6ZM24 187V188H23ZM35 187V188H33ZM39 187V188H38ZM43 187V188H42ZM47 189H45V188ZM50 187V188H49ZM133 187V188H132ZM143 187V188H142ZM145 187V188H144ZM182 187V188H180ZM186 187V188H185ZM205 187V188H203ZM257 187V188H256ZM62 188V187H61ZM127 188V189H126ZM174 188V189H173ZM177 188V189H176ZM180 188V189H179ZM199 188V189H198ZM201 188V189H200ZM227 188V189H229ZM259 188V189H258ZM21 189V190H20ZM25 189V190H24ZM49 189V190H48ZM55 189V190H54ZM189 191H188V190ZM205 189V190H206ZM7 190V191H4ZM18 190V191H17ZM20 190V191H19ZM44 190L46 192H44ZM113 190H115L113 188ZM134 192H130V191ZM139 190V191H138ZM144 193H141V191ZM175 190V191H174ZM181 192H179V191ZM3 191V192H2ZM138 191V192H137ZM173 191V192H172ZM162 192V191H160ZM159 192V193H160ZM176 192V193H175ZM50 193V194H49ZM56 193V194H55ZM58 193V194H57ZM116 193V192H115ZM146 193V194H145ZM163 193V192H162ZM169 193V194H168ZM4 194V193H3ZM13 194V195H15ZM75 194V193H73ZM121 194V195H120ZM138 194V197L136 196ZM140 194V195H139ZM143 194V196H141ZM147 194L149 196L147 197ZM152 194V195H151ZM168 194V195H167ZM44 195V196H43ZM98 195V194H97ZM120 195V196H119ZM167 195V196H166ZM175 195V196H174ZM184 195V196H183ZM93 196H96V194ZM126 198H125V197ZM128 196V197H127ZM134 196L133 200L132 197ZM180 196V197H179ZM12 197V196H11ZM141 197L142 200L140 199ZM147 197V198H146ZM151 197V198H150ZM167 197L169 200H167ZM91 198V199H90ZM120 198V200H119ZM122 198V199H121ZM128 198V199H127ZM131 198V199H130ZM135 198H137L135 200ZM146 198V201H144ZM126 199V200H124ZM144 199V200H143ZM175 199V200H174ZM78 200V199H77ZM90 200V201H89ZM112 200V202H111ZM114 200V201H113ZM141 200V201H140ZM153 203L151 206H148L150 202ZM181 200V201H180ZM89 201V202H88ZM92 201V202H91ZM130 201V202H129ZM133 201V203L131 202ZM144 201V202H143ZM158 201V202H157ZM94 202V203H93ZM111 202V203H108ZM117 202V203H116ZM135 202V203H134ZM139 202V203H138ZM143 202V203H142ZM183 202V203H182ZM191 202V203H190ZM196 201L195 203H197ZM87 203V204H86ZM154 203H156L154 205ZM163 203V205L161 204ZM202 203V204H201ZM31 204V205H29ZM89 204V205H88ZM144 205L145 209L149 210H154L159 211L162 217L161 220H147L146 222H141V215L137 214L136 212V207L135 205ZM160 206H159V205ZM171 204V206L169 205ZM181 204V205H180ZM204 204V205H203ZM260 206H259V205ZM33 205V206H32ZM89 207H88V206ZM97 205V206H96ZM102 205V206H101ZM147 205V206H146ZM166 205V206H165ZM174 205V206H173ZM179 205V206H176ZM212 205V206H211ZM31 206V207H30ZM95 206V207H94ZM115 206V207H113ZM163 208L162 212L160 209L157 208ZM163 206V207H162ZM30 207V208H29ZM44 210H42L41 209ZM98 207V208H97ZM102 207V208H100ZM125 207V208H124ZM129 209H128V208ZM148 207V208H147ZM151 207V208H149ZM156 207V208H154ZM173 207V208H172ZM177 207V208H175ZM198 207V208H197ZM217 207V208H216ZM39 210H38V209ZM94 208H97V212ZM119 208V209H118ZM133 208V209H131ZM172 208V209H171ZM226 208V210H230L229 216H221L218 214L220 210ZM33 209V210H31ZM95 211H93V210ZM112 209V210H110ZM124 209L127 211V213L124 211ZM178 209V210H177ZM183 209V210H182ZM196 209V210H195ZM206 209V210H205ZM214 209H216L214 211ZM35 210V211H34ZM102 210V211H101ZM104 210V211H103ZM106 210V212H105ZM236 210V211H235ZM38 211V212H37ZM51 211V212H50ZM109 211V212H108ZM170 211V212H169ZM176 211V212H175ZM193 211V212H192ZM212 213H210V212ZM35 212V213H34ZM45 212V213H44ZM47 212V213H46ZM49 212V213H48ZM101 212V213H100ZM115 214H114V213ZM125 212V213H124ZM167 212V216L166 215ZM174 212V214H173ZM178 212V213H177ZM188 214H187V213ZM190 212V213H189ZM215 212V213H214ZM258 214H256V213ZM44 213V214H42ZM95 213V214H94ZM97 213V215H96ZM100 213V214H99ZM104 213V214H102ZM108 214L110 217H114L117 213L121 214L119 215V220L118 223H116L114 234L116 236H119V239L123 240L122 243L124 245L118 242H112L110 243L109 241H105L103 237L98 236L94 233L96 230L95 225L96 222H98L101 217H105ZM110 213V214H109ZM136 213V214H135ZM165 215H164V214ZM170 213V214H169ZM175 213L179 214L176 215ZM197 213V214H196ZM53 215L57 216L55 213L52 212ZM89 214V216H88ZM93 214V215H92ZM103 216H102V215ZM123 214H127L124 215ZM130 214V215H128ZM135 214V215H133ZM164 216H163V215ZM195 214V215H194ZM202 214V216L200 215ZM218 214V215H217ZM223 214V213H222ZM235 214V215H234ZM257 216H256V215ZM44 215V216H43ZM200 215V216H199ZM3 216V218H2ZM40 218H39V217ZM176 216V217H175ZM197 216V218H196ZM237 216V217H236ZM262 216V217H261ZM45 217V218H44ZM88 217V218H87ZM103 217V218H104ZM124 217V218H123ZM171 217V218H169ZM185 217V218H184ZM205 217V218H204ZM7 218V219H6ZM44 218V219H43ZM90 218V219H89ZM129 218V219H128ZM132 218V219H131ZM138 218V219H137ZM170 219L171 223L164 222V220ZM195 220H194V219ZM251 218V219H250ZM123 219V220H122ZM131 219V220H130ZM134 219V220H133ZM137 219V220H136ZM140 219V220H139ZM193 221H192V220ZM200 219V220H199ZM206 219V220H205ZM127 220V221H126ZM130 220V221H128ZM177 220V221H176ZM227 220V221H226ZM256 220V221H255ZM260 220V221H258ZM8 221V222H7ZM19 221V222H18ZM28 221V223H27ZM42 223H41V222ZM90 221V222H89ZM124 223H122V222ZM159 221V222H158ZM177 222V224L173 222ZM179 221V222H178ZM195 221V222H194ZM197 221V222H196ZM200 221V222H199ZM216 221V222H215ZM18 222V223H17ZM22 222V223H21ZM47 222V223H45ZM92 222H94L92 224ZM100 222V221H99ZM127 222V223H126ZM129 222V224H128ZM131 222V223H130ZM139 222V223H138ZM154 222V223H153ZM164 222V223H163ZM218 222V223H217ZM45 223V224H44ZM126 223V224H125ZM193 223V224H192ZM210 223V224H209ZM19 226H18V225ZM26 226H32L38 227L39 226H47L49 225V228L42 231V230H32L25 231L22 230L24 228V225ZM29 224V225H28ZM32 224V225H31ZM35 224V226H34ZM38 224V225H36ZM42 224V225H41ZM48 224V225H46ZM89 224L91 226H89ZM97 224V223H96ZM119 224V225H118ZM122 224V225H121ZM140 228H139V225ZM144 224V225H143ZM147 224V226H146ZM149 226L148 228V225ZM163 224V225H162ZM203 224V225H202ZM15 225V226H14ZM21 225V227H20ZM51 225V227H50ZM57 225V224H56ZM118 225V226H117ZM135 225V226H134ZM156 225V226H155ZM170 225V226H169ZM183 226L180 228V226ZM185 225V226H184ZM198 225L200 226L198 227ZM214 225V226H213ZM14 226V227H13ZM55 226V230L53 229ZM122 226V227H121ZM130 226V227H129ZM145 226V227H144ZM164 226V228H163ZM176 226V227H175ZM195 226V228H194ZM140 229H138V228ZM173 227V228H172ZM189 227V228H188ZM198 227V228H196ZM215 227V228H214ZM262 227V228H261ZM19 228V229H17ZM52 228V229H50ZM87 228V229H86ZM95 228V230H93ZM123 228V229H122ZM125 228V229H124ZM133 228V229H131ZM137 228V229H135ZM151 228V229H150ZM153 228V229H152ZM157 228V229H156ZM160 228V229H159ZM171 228L173 229V233L178 234V240L182 239L180 237H188V238H194L193 236L199 235L201 238L204 239V241L209 243V248L207 246L206 249L202 250H197V249H190L189 247H184L185 249L183 250V247H179L178 243H162L160 244V241L162 238H165L164 235L168 231H172ZM177 228V229H176ZM184 228V229H182ZM201 230H200V229ZM58 229V230H57ZM122 229V230H121ZM130 229V230H129ZM146 229V230H144ZM181 229V230H180ZM190 229V230H189ZM195 229V230H194ZM199 229V231L197 230ZM248 229V231H247ZM19 230V231H18ZM119 230V231H118ZM121 230V231H120ZM125 230V231H124ZM144 230V231H143ZM150 230V231H149ZM155 230V231H154ZM161 230V231H160ZM164 235H161L163 234ZM165 230V231H164ZM167 230V231H166ZM212 230V231H211ZM259 232L257 233L256 232ZM37 231H42L41 233H38ZM46 231V232H45ZM55 231V232H54ZM59 231V232H58ZM124 231V233H123ZM134 231V232H133ZM136 231V232H135ZM142 231V232H141ZM152 231V232H151ZM186 231V232H185ZM195 231H197L195 234ZM203 231V232H202ZM207 231V232H206ZM20 232V233H18ZM53 232V233H52ZM63 232V231H62ZM87 232V233H86ZM92 232V234L90 233ZM138 232V233H137ZM155 232V234H154ZM185 232L186 234H182ZM191 232V233H190ZM218 232V233H217ZM247 232V233H246ZM255 232V234H254ZM32 233V235H31ZM46 236H45V234ZM51 236H50V234ZM57 233V234H56ZM124 235H122V234ZM132 233V234H131ZM134 233V234H133ZM143 233V234H142ZM148 233V234H147ZM152 233V234H150ZM157 233V234H156ZM161 233V234H160ZM190 233V236L189 234ZM195 235H194V234ZM249 233V234H248ZM21 234V235H19ZM34 234V235H33ZM75 234V235H74ZM77 234V235H76ZM80 234V235H79ZM82 234V235H81ZM122 236H121V235ZM134 235L135 242L133 243L134 245L137 244L136 248L133 247L132 245H127L126 240ZM141 234V235H140ZM146 234V235H145ZM175 234V236H176ZM182 234V235H180ZM193 234V235H191ZM216 236H215V235ZM40 235V236H39ZM42 235V236H41ZM184 235V236H183ZM187 235V236H186ZM240 235V236H239ZM255 235L259 236V238H255L254 241L250 240L247 237ZM261 235V236H260ZM30 236V237H29ZM31 236H33L31 238ZM35 236V237H34ZM53 236V237H52ZM62 236V238H61ZM92 236L94 238H92ZM98 236V237H97ZM115 236V237H116ZM141 236V237H140ZM159 236H163L160 237ZM166 236V235H165ZM28 237V238H27ZM38 237V238H37ZM41 237V239H40ZM46 237V238H45ZM48 237V238H47ZM59 237V238H58ZM98 241H96V238ZM121 237V238H120ZM126 237V238H125ZM144 237L146 241H153L147 246L141 247L142 244H144ZM150 237V239H149ZM155 237V238H154ZM158 237V238H157ZM245 239H244V238ZM37 238V239H36ZM64 238V239H63ZM70 238V239H69ZM124 238V239H123ZM139 238V239H138ZM147 238L149 240H147ZM152 238V240H151ZM206 238V239H205ZM213 238V239H212ZM31 239V240H30ZM33 239V240H32ZM52 239V240H51ZM68 239V240H67ZM103 239V240H102ZM138 239V241H136ZM141 239V240H140ZM143 239V240H142ZM161 239V240H160ZM29 240V241H28ZM36 240V241H35ZM61 240V242H60ZM159 240V241H158ZM214 240V241H212ZM34 241V242H33ZM58 241V242H57ZM63 241V242H62ZM65 241V242H64ZM69 241V243H67ZM101 241V242H100ZM105 244V245L102 243ZM142 241V242H141ZM213 242L214 244L210 243ZM232 241V242H231ZM83 242V243H82ZM98 242V243H97ZM139 242V243H138ZM141 242V244H140ZM155 242V243H154ZM216 242V243H215ZM235 242V243H234ZM241 242V243H240ZM102 246H101V244ZM154 243V244H153ZM218 243V244H217ZM223 243V244H222ZM66 244V245H65ZM115 244V245H114ZM121 246H120V245ZM258 244V245H257ZM110 245H112L110 247ZM118 245V246H117ZM153 245V246H152ZM160 245V246H159ZM163 245V246H162ZM167 245V246H166ZM170 245V246H169ZM177 247H176V246ZM50 246V247H49ZM99 246V248H98ZM105 246V247H104ZM150 246V247H149ZM152 246V247H151ZM166 248H165V247ZM173 246V247H172ZM215 246V248H214ZM247 246V247H246ZM258 246V247H257ZM57 247V248H56ZM59 247V248H58ZM66 247V248H64ZM68 247V248H67ZM102 247V248H101ZM129 247V248H128ZM132 247V248H131ZM161 247V249H160ZM168 247V248H167ZM76 248V249H75ZM91 248V249H90ZM97 248V249H96ZM180 250H179V249ZM214 248V249H213ZM59 249V250H58ZM72 249V250H71ZM99 249H103L102 251ZM141 249V250H140ZM168 249V250H167ZM178 249V250H177ZM211 249V250H210ZM106 250V251H105ZM109 250V251H108ZM148 250V251H147ZM183 250V251H182ZM63 251V252H62ZM104 251V252H103ZM123 251V252H122ZM143 251V252H142ZM180 251V252H179ZM179 252V253H178ZM211 252V253H210ZM97 253V254H96ZM189 254V255H188ZM141 255V256H140ZM161 261V262H160Z\"/></svg>",
    "mask_w": 264,
    "mask_h": 264
},
{
    "label": "bare ground",
    "instance_id": "2",
    "mask_svg": "<svg viewBox=\"0 0 264 264\" xmlns=\"http://www.w3.org/2000/svg\"><path fill=\"white\" fill-rule=\"evenodd\" d=\"M5 1V0H4ZM33 2H35L34 0H32ZM32 1H31V3H32ZM46 1V0H45ZM51 1V0H50ZM49 1V2H50ZM62 1V3H64L63 2V0H61ZM70 1V0H69ZM138 1V0H137ZM140 1V0H139ZM146 3H147V0H144ZM151 3H153V1L152 0H149ZM177 1V0H176ZM180 1V0H179ZM178 1V2H179ZM191 1V0H190ZM237 1H239V0H196L195 2H196V4H198V5H195V6H205V7H210V6H213V7H211V8H214V7H217V8H219V9H224L225 11L226 10H229L230 11V9L233 7V3L234 2H237ZM242 1H245L244 3H249L250 5H252V7L254 6V8H256V9H259L262 13H264V0H241V2ZM3 2V1H2ZM43 2V1H42ZM56 2H57V0H56ZM67 2V1H66ZM71 2V4L73 3V5L75 6V2H74V0L72 1H70ZM70 2H68V3H70ZM155 2V1H154ZM160 2V1H159ZM172 2V1H171ZM182 2H183V0H182ZM181 2V3H182ZM193 2V1H192ZM195 2H193V3H195ZM39 3V2H38ZM38 3H37V5L36 6H38ZM41 3V2H40ZM45 3V2H44ZM48 3V2H47ZM46 3V4H47ZM55 3V2H54ZM62 3H60L59 2V0H58V3H55V4H53V2H52V4L51 5H53V6H51L50 5V8L52 7L53 9H60V8H62V9H65V7L63 8V6H65V5H63L62 6ZM77 3V2H76ZM151 3H150V5H151ZM155 3H157V2H155ZM162 3V2H161ZM169 3V2H168ZM184 3H185V0H184ZM191 3V2H190ZM192 3V4H193ZM239 4H241L240 3V1L238 2ZM34 4H36V3H34ZM42 4V3H41ZM48 4H50V3H48ZM47 4V5H48ZM65 4V3H64ZM71 4H68V5H70L71 6ZM183 4V3H182ZM189 4V3H188ZM237 4V3H236ZM32 5H33V3H32ZM80 5V4H79ZM85 5V4H84ZM148 5V4H147ZM149 5V6H150ZM160 5V4H159ZM174 5V4H173ZM185 5H186V3H185ZM245 5V4H244ZM248 5V4H247ZM34 6V5H33ZM35 6V7H36ZM41 6V5H40ZM40 6H38V7H40ZM42 6H46V5H42ZM70 6H68V7H70ZM95 6V5H94ZM189 6H190V4H189ZM26 7V6H25ZM49 7V6H48ZM47 7V8H48ZM73 7V6H72ZM78 7V6H77ZM77 7H75V8H77ZM80 7V6H79ZM82 7H87V8H85V10H83V11H88L89 13H92L93 14V12H94V8H90L91 6H83L82 5ZM93 7V6H92ZM145 7V6H144ZM245 7H246V5H245ZM251 7V8H252ZM9 8V7H8ZM29 8H31V10H32V8H34V7H29ZM90 8V9H89ZM97 8V7H96ZM143 8V7H142ZM153 9H154V7H152ZM203 8V7H202ZM236 8V7H235ZM247 8V7H246ZM253 8V9H254ZM43 9V8H42ZM49 9V8H48ZM53 9H50V11L52 10V13H51V17H52V14H53ZM73 9V8H72ZM84 9V8H83ZM189 9V8H188ZM207 9V8H206ZM210 9V8H209ZM241 9V8H240ZM252 9V10H253ZM35 10V9H34ZM40 10V9H39ZM45 10V9H44ZM68 10V9H67ZM69 10H71V9H69ZM78 10H79V8H78ZM77 10V11H78ZM80 10H82V9H80ZM149 10H150V8H149ZM152 10V9H151ZM156 10V9H155ZM157 10H159V9H157ZM183 10V9H182ZM214 10V9H213ZM217 10V9H216ZM236 10H239L238 8L237 9H235V11ZM246 10H248V9H246ZM11 11V10H10ZM16 11V10H15ZM24 11V10H23ZM46 11H47V9H46ZM60 11V10H59ZM65 11V10H64ZM71 11H73V10H71ZM76 11V10H75ZM83 11H82V13H83ZM95 11H96V9H95ZM145 11V10H144ZM219 11V10H218ZM234 11V10H233ZM242 11V10H241ZM29 12H31V11H29ZM37 12V11H36ZM61 12V11H60ZM59 12V13H60ZM66 12V11H65ZM64 12V13H65ZM74 12V11H73ZM141 12V11H140ZM158 12V11H157ZM17 13V12H16ZM44 13H46V12H44ZM50 13H48L47 12V14H50ZM62 14H63V12H61ZM69 13V12H68ZM85 13H87V12H85ZM104 13V12H103ZM133 13H135V11L133 12ZM139 13V12H138ZM145 14L146 16L148 15H150L151 13H150V11H146V12H142V14ZM150 13V14H149ZM155 13V12H154ZM226 13V12H225ZM237 13V12H236ZM38 14H39V12H38ZM42 14V13H41ZM55 14V13H54ZM53 14V15H54ZM57 14V13H56ZM78 14H79V12H78ZM80 14H81V11H80ZM95 14V13H94ZM100 14V13H99ZM137 14V13H136ZM153 14V13H152ZM157 14H159L160 15V17H161V19H165V18H168L169 17V15H167V14H163V13H161V14H163V15H161L160 14V12H158ZM233 13H231V15H232ZM244 14V13H243ZM261 14V13H260ZM23 15V14H22ZM82 15V14H81ZM80 15V16H81ZM87 16H88V14H86ZM85 15V16H86ZM97 15V14H96ZM100 15H102V14H100ZM140 15V14H139ZM177 16H179V17H184V18H186V17H194L193 16V14L192 13H189V12H187V11H181V10H179V9H177V14H176ZM197 14H195V16H196ZM227 15V14H226ZM245 15H247V14H245ZM33 16V15H32ZM40 16H42V15H40ZM60 16V15H59ZM67 16V15H66ZM65 16V17H66ZM90 16V15H89ZM103 16V15H102ZM101 16V17H102ZM137 16V15H136ZM151 16V15H150ZM168 16V17H167ZM229 16H230V14H229ZM259 16V15H258ZM34 17V16H33ZM83 17V16H82ZM81 17V18H82ZM132 17V16H131ZM138 17V16H137ZM142 17H144V16H142ZM141 17V18H142ZM155 17V16H154ZM200 17V16H199ZM236 17H237V14H236ZM242 17V16H241ZM244 17V16H243ZM260 17V16H259ZM258 17V18H259ZM39 18V17H38ZM44 18H47V16L45 17L44 16ZM50 18V17H49ZM60 18H62V16H60ZM64 18V17H63ZM81 18H80V20H81ZM84 18V17H83ZM147 18V17H146ZM153 18V17H152ZM218 17H215L214 19H212L211 21L210 20H208V24L206 23V24H204V27H205V31H209V32H211V33H215L216 35H219V33H222V32H224L225 30L226 31H229V29L231 30V31H238L240 34H242L243 36H247V37H245L246 39L248 38V37H250L252 40H253V43H254V45L256 46V48L257 49H259L260 51H261V53H264V28H263V31H260V30H258V29H252V28H250V27H248L247 25L248 24H246L245 22H246V20H245V22H241V21H238L237 20V18L235 19V14H234V17H232V16H230L229 18L228 17H220L221 19H217ZM261 18V17H260ZM264 18V17H263ZM24 19V18H23ZM42 19H43V17H42ZM85 19V18H84ZM92 19V18H91ZM131 19H133V18H131ZM138 19H139V17H138ZM137 19V20H138ZM148 19H150V17L148 18ZM179 19V18H178ZM178 19H176V20H178ZM181 20L180 21H182V19L183 18H180ZM187 19V18H186ZM195 19L196 20H198V21H200L197 17H195ZM245 18H243V20H244ZM248 19V18H247ZM15 20V19H14ZM28 20V19H27ZM29 20H33V19H29ZM38 20H40V19H38ZM44 20H46V19H44ZM70 20V19H69ZM75 20V19H74ZM80 20H79V22L78 23H80ZM83 20V19H82ZM95 20H96V18H95ZM101 20V19H100ZM100 20H98V22L100 21ZM137 20H136V22H137ZM153 19H151V21H152ZM155 20V19H154ZM171 20V19H170ZM190 20V19H189ZM192 20V19H191ZM262 20V19H261ZM260 20V21H261ZM41 21V20H40ZM43 21V20H42ZM55 21V20H54ZM54 21H52V22H54ZM60 21V20H59ZM73 21V20H72ZM78 21V20H77ZM94 21V20H93ZM92 21V22H93ZM102 21V20H101ZM120 21V20H119ZM118 21V22H119ZM122 21V20H121ZM126 21H128V20H126ZM140 21V20H139ZM148 21V20H147ZM158 21V20H157ZM161 21V20H160ZM159 21V22H160ZM173 21V20H172ZM184 21V20H183ZM252 21V20H251ZM44 22H46V21H44ZM52 22H51V24H52ZM57 22H58V20H57ZM64 22V21H63ZM70 22V21H69ZM76 22V21H75ZM96 22V21H95ZM94 22V24H91V25H87V24H85L84 25V28H86V30L88 29L89 30V34H85V36L83 35V33L85 32H83V31H81V32H83L81 35H77V36H75L74 37V39L73 40H68L67 38H65V37H59L57 40H58V45L57 46H60L61 47V50H66L67 52H74L73 54H75V52H80V56H76V54L75 55H73V57H76V58H80V60L82 61V62H85V64L86 63H88V65L90 64H92V65H95V66H98L96 69H98L99 68V71H100V69H102V71H106V73L107 72H112V71H114V70H116L117 68L119 69V70H121V69H123L124 68V66L126 67V66H128V67H133L134 69H135V65H136V59H135V57H134V55H135V53L133 54V51L132 50H129V49H126V48H122V47H120V45H119V47H116V46H114L113 44H109V40L111 39V37H112V34L113 33H118V31H117V29L116 30H114V29H111V26H110V28L108 27V26H103V23H102V25L101 24H99L98 25V23L96 22L95 23ZM104 22H106V21H104ZM123 22V21H122ZM197 22V21H196ZM205 22H206V20H205ZM247 22H250V21H247ZM39 23V22H38ZM42 23V22H41ZM59 23V22H58ZM62 23V22H61ZM60 23V24H61ZM77 23V22H76ZM120 23V22H119ZM129 23V22H128ZM131 23H132V20H131ZM151 23V22H150ZM154 23H156V22H154ZM158 23V22H157ZM163 23V22H162ZM172 23V22H171ZM181 23V22H180ZM26 24V23H25ZM36 24V23H35ZM40 24V23H39ZM44 24V23H43ZM48 24V23H47ZM70 24V23H69ZM115 24V23H114ZM127 24V23H126ZM145 25H146V23H144ZM152 24V23H151ZM161 24V23H160ZM164 24H169V23H167V22H165V23H163L162 25H164ZM177 24V23H176ZM187 24V23H186ZM189 24V23H188ZM200 23H198L197 25H199ZM7 25V24H6ZM33 25V24H32ZM54 25V24H53ZM57 25V24H56ZM65 25H68V24H65ZM79 25V24H78ZM83 25V24H82ZM111 25V24H110ZM121 25H123V23L121 24ZM128 25V24H127ZM136 25V24H135ZM148 25H150V24H148ZM154 25V24H153ZM152 25V26H153ZM157 25V24H156ZM179 25V24H178ZM182 25H183V23H182ZM192 25V24H191ZM196 25V26H197ZM256 25V24H255ZM39 26V25H38ZM48 26H50V25H48ZM62 26V25H61ZM64 26V25H63ZM114 26H116V25H114ZM124 26V25H123ZM129 26V25H128ZM132 26V25H131ZM181 26V25H180ZM180 26H179V28H180ZM189 26H190V24H189ZM37 27V26H36ZM44 27V26H43ZM51 27H53V26H51ZM68 27V26H67ZM159 27V26H158ZM161 27V26H160ZM165 27H167V26H165ZM183 29H185L184 27H185V25H184V27L183 26H181ZM188 26H186V28H187ZM204 27H202V28H204ZM252 27H254V26H252ZM261 27V26H260ZM69 28V27H68ZM123 28V27H122ZM121 28V29H122ZM127 28V27H126ZM125 28V29H126ZM136 28V27H135ZM138 28V27H137ZM142 28V27H141ZM147 28V27H146ZM145 28V29H146ZM163 28H164V26H163ZM201 28V27H200ZM207 28H209V29H207ZM30 29V28H29ZM32 29V28H31ZM60 29V28H59ZM75 28H73L72 30H74ZM152 29V28H151ZM155 29V28H154ZM177 29V28H176ZM181 29V28H180ZM179 29V30H180ZM198 29V28H197ZM196 29V30H197ZM207 29V30H206ZM64 30H65V28H64ZM69 30H71V28L69 29ZM68 30V31H69ZM134 30V29H133ZM166 30V29H165ZM178 30V29H177ZM187 30V29H186ZM185 30V31H186ZM202 30V29H201ZM217 30V31H216ZM5 31V30H4ZM34 31V30H33ZM35 31H36V29H35ZM53 31V30H52ZM56 31V30H55ZM63 31V30H62ZM61 31V32H62ZM79 31V30H78ZM141 31V30H140ZM150 31V30H149ZM148 30H147V32H149ZM168 31H169V29H168ZM174 31V30H173ZM182 31H184V30H182ZM184 31V32H185ZM198 31V30H197ZM242 31V32H241ZM6 32V31H5ZM24 32V31H23ZM32 32V31H31ZM45 32H46V30H45ZM75 32V31H74ZM87 32V31H86ZM134 32V31H133ZM143 32H145V30L143 31ZM162 32V31H161ZM166 32V31H165ZM172 32V31H171ZM177 32V31H176ZM237 32V33H238ZM15 33V32H14ZM37 33V32H36ZM58 33H59V31H58ZM65 33L66 32H64V36H65ZM70 33V32H69ZM76 33V32H75ZM75 33H74V35H75ZM155 33V32H154ZM158 33V32H157ZM168 33V32H167ZM175 33V32H174ZM178 33V32H177ZM179 33H181V32H179ZM183 33V32H182ZM181 33V34H182ZM187 33V32H186ZM185 33V34H186ZM208 33V32H207ZM226 33V32H225ZM236 33V32H235ZM33 34V33H32ZM35 34V33H34ZM38 34V33H37ZM45 34V33H44ZM46 34H47V32H46ZM45 34V35H46ZM68 34V33H67ZM66 34V35H67ZM120 34V33H119ZM192 34V33H191ZM193 34H194V31H193ZM196 34H197V32H196ZM195 34V35H196ZM204 34V33H203ZM229 34H230V32H229ZM234 34V33H233ZM27 35H29V34H27ZM61 35H62V33H61ZM139 35V34H138ZM159 35V34H158ZM182 35H184V34H182ZM188 35H189V33H188ZM210 35H213V34H210ZM226 35V34H225ZM232 35V34H231ZM44 36V35H43ZM56 36H58V34L56 35ZM55 36V37H56ZM60 36V35H59ZM70 36V35H69ZM73 36V35H72ZM114 36V35H113ZM121 36V35H120ZM127 36V35H126ZM168 36H170V38L172 37V34L171 35H168ZM191 36V35H190ZM207 36V35H206ZM215 36V35H214ZM227 36V35H226ZM232 36H234V35H232ZM236 37H237V35H235ZM27 37V36H26ZM25 37V39L24 40H26L27 38ZM54 37V36H53ZM71 37V36H70ZM136 37H138V36H136ZM162 37H163V35H162ZM165 37V36H164ZM178 37H180V36H178ZM181 37H183V36H181ZM192 37H194V35L193 36H191V38ZM199 37V36H198ZM217 37V36H216ZM218 37H220L221 38V36H218ZM30 38H33V37H30ZM30 38H28V40L30 39ZM34 38H36V37H34ZM43 38V37H42ZM52 38V37H51ZM116 38H118V37H116ZM122 38H123V35H122ZM169 38V39H170ZM184 38H185V36H184ZM190 38V39H191ZM197 38V37H196ZM209 38H210V36H209ZM234 38V37H233ZM233 38H231V39H233ZM18 39V38H17ZM37 39V38H36ZM35 39V40H36ZM40 39V38H39ZM48 39H49V37H48ZM125 39V38H124ZM168 39V38H167ZM179 38H177V40H178ZM181 39V38H180ZM187 39V38H186ZM189 39V38H188ZM193 39V38H192ZM194 39H195V37H194ZM203 39V38H202ZM205 39V38H204ZM239 39V38H238ZM251 39H249L248 38V40H251ZM0 40H3V39H0ZM141 40V39H140ZM165 40V39H164ZM171 40V39H170ZM174 40V39H173ZM201 40V39H200ZM199 40V41H200ZM216 40V39H215ZM225 40V39H224ZM11 41V40H10ZM18 41V40H17ZM16 41V42H17ZM41 41V40H40ZM42 41H44L45 42V40H43L42 39ZM47 41V40H46ZM53 41H54V39H53ZM113 41V40H112ZM146 41V40H145ZM150 41V40H149ZM168 41V40H167ZM180 41V40H179ZM196 41V40H195ZM194 41V42H195ZM209 41V40H208ZM227 41H229V39L227 40ZM235 41V40H234ZM21 42V41H20ZM35 42V44H36V42L37 41H34ZM51 42V41H50ZM126 42V41H125ZM131 42V41H130ZM137 42V41H136ZM157 42V41H156ZM182 42H184V39H183V41ZM190 42V41H189ZM193 42V43H194ZM201 42V41H200ZM218 42V41H217ZM26 43H27V41H26ZM39 43H41V42H39ZM38 43V44H39ZM113 43V42H112ZM197 43V42H196ZM206 43H207V41H206ZM209 43V42H208ZM214 43V42H213ZM221 43H223V41L221 42ZM230 43V42H229ZM238 43H239V41H238ZM241 43V42H240ZM245 43V42H244ZM247 43V42H246ZM249 43V42H248ZM250 43H251V41H250ZM249 43V44H250ZM15 44V43H14ZM30 44V46H31V44L33 45V43L31 42V43H29ZM48 44V43H47ZM121 44V43H120ZM130 44V43H129ZM139 44V43H138ZM153 44V43H152ZM158 44V43H157ZM176 44V43H175ZM179 44H180V42H179ZM226 44V43H225ZM225 44H224V46H225ZM233 44V43H232ZM26 45V44H25ZM116 45H118V44H116ZM147 45V44H146ZM187 45V44H186ZM193 45V44H192ZM207 45V44H206ZM247 45V44H246ZM251 45H253V44H251ZM251 45H249V46H251ZM3 46V45H2ZM36 46V45H35ZM55 46H56V44H55ZM132 46H134V45H132ZM131 46V47H132ZM152 46V45H151ZM150 46V47H151ZM160 46V45H159ZM177 46H178V44H177ZM176 46V47H177ZM197 46V45H196ZM238 46V45H237ZM19 47H21V46H19ZM25 47V46H24ZM34 47V46H33ZM42 47V46H41ZM40 47V48H41ZM46 47V46H45ZM44 47V48H45ZM52 47V46H51ZM50 47V48H51ZM141 47V46H140ZM144 48H145V46H143ZM142 47V48H143ZM180 47V46H179ZM184 47H185V45H184ZM200 47V49H201V46H199ZM227 47V46H226ZM242 47H243V45H242ZM29 48V47H28ZM36 48H38V47H36ZM40 48H38L39 50H40ZM44 48H42V49H44ZM52 48H54V46L52 47ZM57 47H55L54 49H56ZM128 48V47H127ZM130 48V47H129ZM136 48V47H135ZM153 48V47H152ZM159 48V47H158ZM170 48V47H169ZM174 48V47H173ZM183 48V47H182ZM220 48H221V46H220ZM233 48V47H232ZM245 48V47H244ZM248 48V47H247ZM252 48V47H251ZM255 48V49H256ZM34 49H35V47H34ZM34 49H31L32 51L34 50ZM46 49V48H45ZM59 48H57V50H58ZM133 49V48H132ZM147 49V48H146ZM157 49V48H156ZM161 49H163V48H161ZM175 49V48H174ZM197 49H199L198 47H197ZM231 49V48H230ZM26 50V49H25ZM30 50V49H29ZM28 50V51H29ZM46 50H49V49H46ZM64 50V51H65ZM141 50V49H140ZM155 50V49H154ZM164 50V49H163ZM166 50V49H165ZM164 50V51H165ZM168 50H170V49H168ZM179 50H181V49H179ZM178 50V51H179ZM183 50V49H182ZM181 50V51H182ZM202 50V49H201ZM200 50V51H201ZM207 50H209V49H207ZM206 50V51H207ZM236 50V49H235ZM239 50V49H238ZM243 50V49H242ZM253 49H251V51H252ZM1 51V50H0ZM10 51V50H9ZM31 51V52H32ZM63 51V52H64ZM139 51V50H138ZM186 51V50H185ZM200 51L198 52V53H200ZM219 51V50H218ZM224 51V50H223ZM250 51V52H251ZM11 52V51H10ZM58 52H60V51H58ZM62 52V51H61ZM135 52V51H134ZM162 52V51H161ZM168 52H170V51H168ZM167 52V53H168ZM196 52V51H195ZM228 52V51H227ZM236 52H238V51H236ZM244 52V51H243ZM255 52V51H254ZM16 53V52H15ZM28 53V52H27ZM39 53H42V52H39ZM57 53V52H56ZM139 53H140V51H139ZM157 53V52H156ZM172 53V52H171ZM177 53V52H176ZM179 53H181V52H179ZM188 53V52H187ZM192 53V52H191ZM215 53H217V52H215ZM233 53H234V51H233ZM256 53V52H255ZM260 53V54H261ZM38 54V53H37ZM44 54V53H43ZM47 54V53H46ZM51 54V53H50ZM70 54V53H69ZM155 53L154 52H152V51H148L147 53H146V55H144L145 57H144V61H145V64L148 66V68L149 69H153V70H155V71H162V70H164V71H167V72H175V71H177V68L180 66V60L181 59H183L181 56H180V60L179 59H177V57L175 58L173 55L170 57L169 56V58L167 59V60H165V61H161L158 57H160V56H158V54H157V58H156V56L154 55ZM160 54V53H159ZM174 54V53H173ZM197 54V53H196ZM205 54H206V52H205ZM208 54H211V53H208ZM245 54V53H244ZM7 55V54H6ZM39 55V54H38ZM59 55V54H58ZM72 55V54H71ZM141 55V54H140ZM160 55H162V54H160ZM164 55V54H163ZM178 55V54H177ZM179 55H181V54H179ZM178 55V56H179ZM202 55V54H201ZM207 55V54H206ZM233 55V54H232ZM243 55V54H242ZM257 55V54H256ZM256 55H255V57H256ZM49 56V55H48ZM53 56H55L54 54H53ZM64 56H66V54H64ZM67 56H70V55H67ZM66 56V57H67ZM168 56V55H167ZM186 56V55H185ZM197 56V55H196ZM219 56V55H218ZM239 56V55H238ZM250 56V55H249ZM258 56V55H257ZM24 57V56H23ZM35 57V56H34ZM46 57V56H45ZM60 57H63V56H60ZM71 57V56H70ZM143 57V56H142ZM191 57V56H190ZM189 56L187 57V60H188V58H190ZM193 57V56H192ZM191 57V58H192ZM212 57V56H211ZM222 57V56H221ZM231 57V56H230ZM36 58V57H35ZM40 58V57H39ZM42 58V57H41ZM141 58V57H140ZM198 58V57H197ZM214 58V57H213ZM216 59H215V61L217 60V58L218 57H215ZM223 58V60H224V57H222ZM246 58V57H245ZM5 59V58H4ZM32 59V58H31ZM42 59H44V58H42ZM47 59V58H46ZM52 59V58H51ZM64 59V58H63ZM68 59H69V57H68ZM74 59V58H73ZM166 59V58H165ZM186 59V58H185ZM229 59V58H228ZM258 59V58H257ZM35 60H37V59H35ZM49 60V59H48ZM79 60V59H78ZM143 60V59H142ZM164 60V59H163ZM198 60H199V58H198ZM232 60V59H231ZM235 61H236V59H234ZM246 60H247V58H246ZM249 60V59H248ZM251 60V59H250ZM249 60V61H250ZM14 61V60H13ZM39 61V60H38ZM37 61V62H38ZM59 61H61V59L59 60ZM58 61V62H59ZM63 61V60H62ZM183 61V60H182ZM199 61H202V60H199ZM219 61V60H218ZM259 61V60H258ZM21 62H22V60H21ZM51 62H55V60H53L52 59V61ZM72 62V61H71ZM197 62V61H196ZM204 63H205V59H204V61H203ZM206 62H208V61H206ZM237 62V61H236ZM246 62V61H245ZM252 62V61H251ZM39 63V62H38ZM41 63V62H40ZM43 63V62H42ZM70 63V62H69ZM81 63V62H80ZM80 63H78V64H80ZM220 63V62H219ZM254 63V62H253ZM256 63V62H255ZM262 63V62H261ZM36 64V63H35ZM73 64H75L74 62H73ZM72 64V65H73ZM76 64H77V62H76ZM82 64V63H81ZM80 64V65H81ZM138 64V63H137ZM183 64V63H182ZM185 64V63H184ZM187 64V63H186ZM190 64H192V63H190ZM203 64V63H202ZM212 64V63H211ZM214 64V63H213ZM257 64H259V63H257ZM45 65V64H44ZM46 65H47V62H46ZM65 65H67V64H65ZM65 65H64V67H65ZM141 65H142V63H141ZM201 65V64H200ZM234 65V64H233ZM232 64H230V66L232 67L233 66ZM238 65V64H237ZM248 65V64H247ZM254 65V64H253ZM261 65V64H260ZM24 66V65H23ZM28 66H29V62H28ZM48 66V65H47ZM46 66V67H47ZM52 66V65H51ZM57 66H59L58 65V63H57ZM60 66H61V64H60ZM68 66H69V64H68ZM78 66V65H77ZM182 66V65H181ZM188 66V65H187ZM191 66V65H190ZM194 67H196L195 65H193ZM206 66H207V64H206ZM215 66H216V64H215ZM224 66H228V65H225L224 64ZM235 66V65H234ZM255 66V65H254ZM41 67V66H40ZM45 67V68H46ZM53 67H54V65H53ZM64 67H62L63 69H64ZM80 67V66H79ZM83 67H84V65H83ZM90 67V66H89ZM192 67V66H191ZM199 67V66H198ZM204 67V66H203ZM251 67H252V65H251ZM24 68V67H23ZM30 68V67H29ZM37 68V67H36ZM48 68V67H47ZM57 68V67H56ZM55 68V70H57ZM59 68V67H58ZM82 68V67H81ZM80 68V69H81ZM86 68V67H85ZM93 68V67H92ZM138 68V67H137ZM147 68V69H148ZM188 68V67H187ZM205 68V67H204ZM230 68V67H229ZM235 68V67H234ZM241 68V67H240ZM249 68V67H248ZM31 69V68H30ZM43 69V68H42ZM41 69V70H42ZM54 69V68H53ZM63 69H61L62 70V72L64 71ZM72 69V68H71ZM76 69V68H75ZM74 69V70H75ZM79 69V68H78ZM94 69V68H93ZM141 69V68H140ZM182 69H184V68H182ZM190 69V68H189ZM189 69H187V70H189ZM207 69V68H206ZM210 69H211V66H210ZM226 69V68H225ZM228 69V68H227ZM235 69H237V67L235 68ZM260 69H263V68H260ZM24 70V69H23ZM89 70V69H88ZM87 70V71H88ZM95 70V69H94ZM184 70H186V69H184ZM192 70V69H191ZM194 70V69H193ZM196 70V69H195ZM199 70V69H198ZM215 70V69H214ZM224 70V69H223ZM222 70V71H223ZM234 70V69H233ZM241 70V69H240ZM248 70V69H247ZM254 70V69H253ZM257 70H258V68H257ZM25 71V70H24ZM48 72H49V70H47ZM51 71V70H50ZM80 71V70H79ZM81 71H84V69H82ZM86 71V70H85ZM93 71V70H92ZM102 71H100V72H102ZM128 71V70H127ZM202 71H204L203 69H202ZM215 71H217V70H215ZM249 71V70H248ZM263 71V70H262ZM2 72V71H1ZM61 72V71H60ZM72 72V71H71ZM77 72V74H74V75H68L67 73H69V72H67L66 74H64V75H66V76H61V77H59L58 75H46V74H44L43 72H41V71H37V72H34V73H38V75H36V76H34L32 79L34 80V78H36L37 79V81L38 82H40V83H42V82H44L45 80H49V81H58V83H59V81H62V83H63V81L64 82H71L72 84H77V85H80L81 87H90L89 85H90V83H95L96 85H93L92 86V88H95V89H97L99 92H100V95H103L104 97H106L107 98V101H111L112 100V102L114 101V102H116L117 103V101L119 100V99H122V91H123V89L120 87V85L121 84H119L118 83V81L117 80H115L114 78H112L111 76L110 77H105L107 80H109L111 83H112V85L110 86V87H108V85H103V84H98L97 83V80H98V77L97 76H91V75H88V74H83V73H81V72H78V71H76ZM75 72V73H76ZM90 72V71H89ZM122 72V71H121ZM120 72V73H121ZM126 72V71H125ZM129 72V71H128ZM144 72V71H143ZM159 72V73H160ZM194 72V71H193ZM196 72V71H195ZM218 72V71H217ZM225 72V71H224ZM229 72V71H228ZM47 73V72H46ZM54 73V72H53ZM99 73V72H98ZM113 73V72H112ZM137 73V72H136ZM140 73V72H139ZM164 73V72H163ZM178 73V72H177ZM182 73V72H181ZM203 73V72H202ZM205 73V72H204ZM213 73V72H212ZM233 73V72H232ZM250 73V72H249ZM24 74V73H23ZM29 74V73H28ZM52 74V73H51ZM56 74V73H55ZM59 74V73H58ZM115 74V73H114ZM118 75H119V73H117ZM117 74H115V75H117ZM125 74V73H124ZM130 74H132V72H130L129 73V75ZM138 74V73H137ZM141 74V73H140ZM147 74V73H146ZM156 74V73H155ZM174 74V73H173ZM194 74V73H193ZM208 74V73H207ZM241 74V73H240ZM253 75L255 74V73H252ZM258 74V73H257ZM22 75V74H21ZM25 75V74H24ZM60 75H62V74H60ZM99 75V74H98ZM126 75V74H125ZM128 75V74H127ZM143 75V74H142ZM202 75V74H201ZM211 75V74H210ZM209 75V76H210ZM212 75H214V74H212ZM211 75V76H212ZM223 75V74H222ZM236 75V74H235ZM245 75H246V73H245ZM249 75V74H248ZM247 75V76H248ZM251 75V74H250ZM256 75V74H255ZM254 75V76H255ZM17 76V75H16ZM20 76V75H19ZM26 76V75H25ZM28 76V75H27ZM102 76H104V75H102ZM124 76V75H123ZM122 76V77H123ZM132 76V75H131ZM130 76V77H131ZM135 76V75H134ZM147 76V75H146ZM149 76V75H148ZM154 76V75H153ZM162 76V75H161ZM167 76H168V73H167ZM173 76V75H172ZM182 76V75H181ZM210 76V77H211ZM218 76V75H217ZM225 76V75H224ZM230 76V75H229ZM233 76V75H232ZM237 76V75H236ZM239 76V75H238ZM243 76V75H242ZM246 76V77H247ZM252 76V75H251ZM253 76V77H254ZM259 76V75H258ZM260 76H262V74L260 75ZM264 76V75H263ZM8 77V76H7ZM14 77V76H13ZM21 77H23L24 78V76H21ZM32 77V76H31ZM117 77V76H116ZM121 77V76H120ZM139 77H140V75H139ZM214 77V76H213ZM220 77V76H219ZM223 77V76H222ZM234 77V76H233ZM241 77V76H240ZM256 77V76H255ZM1 78V77H0ZM3 78H5V77H3ZM14 78H16V77H14ZM19 78V77H18ZM29 78V77H28ZM103 78V77H102ZM133 78V77H132ZM131 78V79H132ZM135 78H137V77H135ZM162 78V77H161ZM177 78V77H176ZM185 78V77H184ZM221 78V77H220ZM226 78V77H225ZM239 78V77H238ZM248 79L250 78V77H247ZM256 78H258V77H256ZM2 79V78H1ZM121 79V78H120ZM128 79V78H127ZM126 79V80H127ZM158 79V78H157ZM156 79V80H157ZM204 79V78H203ZM224 79V78H223ZM252 79V78H251ZM251 79H249V80H251ZM259 79V78H258ZM4 81H5V79H3ZM2 80V82H4ZM9 80H11V79H9ZM8 80V81H9ZM20 80H21V78H20ZM26 80V79H25ZM30 79H28V80H26V81H29ZM119 80V79H118ZM135 80V79H134ZM165 80V79H164ZM231 80H232V82L231 81H229V83L231 82V84L233 83V78L231 77ZM246 79H244V81H245ZM1 81V80H0ZM7 81V80H6ZM12 81L13 80H11V83H12ZM32 81V80H31ZM49 81L48 82H46V83H49ZM122 81H123V79H122ZM127 81H129V80H127ZM131 81V80H130ZM149 81H150V79H149ZM177 81V80H176ZM237 81H239V79H237ZM242 81H243V78H242ZM241 81V82H242ZM260 81V80H259ZM14 82V81H13ZM16 82V81H15ZM25 82V81H24ZM38 82H37V84H38ZM106 82V81H105ZM124 82V81H123ZM132 82V81H131ZM197 82V81H196ZM235 82V81H234ZM6 83V82H5ZM4 83V84H5ZM9 83H10V81H9ZM10 83V84H11ZM53 83V82H52ZM54 83H56V82H54ZM126 83V82H125ZM174 83V82H173ZM198 83V82H197ZM224 83V82H223ZM238 83V82H237ZM245 83V82H244ZM248 83V85H251L254 89H255V87L256 88H259L260 90L261 89H263L264 90V82H258V80H257V82H254V80H253V82H247ZM8 84V83H7ZM51 84V83H50ZM133 84V83H132ZM161 84V83H160ZM228 84V83H227ZM25 85V84H24ZM66 85H70V84H66ZM103 85V86H102ZM126 85V84H125ZM167 85V84H166ZM233 85H234V83H233ZM241 85V84H240ZM243 85V84H242ZM3 86V85H2ZM17 86V85H16ZM40 86V85H39ZM38 86V87H39ZM42 86V85H41ZM51 86V85H50ZM52 86H54V84L52 85ZM56 86H58V85H56ZM60 86H62L63 87V84L62 85H60ZM72 86V85H71ZM79 86V87H80ZM122 86V85H121ZM136 86V85H135ZM140 86V85H139ZM138 86V87H139ZM159 86V85H158ZM236 86H238V85H236ZM247 86V85H246ZM250 86V87H251ZM46 87H47V85H46ZM45 87V88H46ZM61 87V88H62ZM69 87V86H68ZM76 87V86H75ZM123 87V86H122ZM138 87H136V88H138ZM142 87V86H141ZM147 87V86H146ZM152 87V86H151ZM164 87V86H163ZM185 87V86H184ZM242 87H244V86H242ZM241 87V88H242ZM28 88V87H27ZM26 88V89H27ZM48 88H49V86H48ZM51 88V87H50ZM54 88V87H53ZM60 88V87H59ZM67 88V87H66ZM70 88V87H69ZM74 88V87H73ZM155 88V87H154ZM233 88V87H232ZM239 88V87H238ZM246 88H248V87H246ZM39 89V88H38ZM72 89V88H71ZM70 89V90H71ZM77 89H78V87H77ZM84 89H86V88H84ZM94 89V90H95ZM141 89V88H140ZM142 89H143V87H142ZM146 89V88H145ZM153 89V88H152ZM158 89V88H157ZM160 89V88H159ZM158 89V90H159ZM249 89V88H248ZM9 90V89H8ZM12 90V89H11ZM68 90V89H67ZM81 90H83V89H81ZM136 90V89H135ZM134 90V91H135ZM148 89H146V91H147ZM151 90V89H150ZM149 90V91H150ZM165 90H167V89H165ZM215 90V89H214ZM251 90H253V89H251ZM256 90H258V89H256ZM1 91H3V89L1 90ZM48 91V90H47ZM59 91H60V89H59ZM73 91H75V90H73ZM155 91H156V89H155ZM188 91V90H187ZM50 92V91H49ZM65 92V91H64ZM68 92H70V91H68ZM75 92H77L78 93V91H75ZM92 92V91H91ZM95 92V91H94ZM148 92V91H147ZM157 92V91H156ZM161 92V91H160ZM168 92V91H167ZM61 93V92H60ZM70 93H72V92H70ZM82 93H84V91L82 92ZM81 93V94H82ZM125 93V92H124ZM124 93H123V95H124ZM139 93V92H138ZM143 93V92H142ZM153 93V92H152ZM166 93V92H165ZM170 93V92H169ZM193 93V92H192ZM195 93V92H194ZM199 93V92H198ZM65 94H66V92H65ZM79 94V93H78ZM91 94V93H90ZM196 94V93H195ZM262 94H264V93H262ZM2 95V94H1ZM17 95V94H16ZM73 95V94H72ZM129 95H130V93H129ZM134 95V94H133ZM164 95V94H163ZM170 95V94H169ZM171 95H172V93H171ZM170 95V96H171ZM173 95H174V93H173ZM5 96H8V95H5ZM19 96V95H18ZM61 96V95H60ZM81 96V95H80ZM88 96H90V95H88ZM87 96V97H88ZM102 96V97H103ZM128 96V95H127ZM136 96V95H135ZM189 96V95H188ZM1 97V96H0ZM16 97V96H15ZM51 97V96H50ZM150 102H152V100H153V98H154V95H147V96H145ZM157 97V96H156ZM215 97V96H214ZM7 98V97H6ZM10 99H11V97H9ZM38 98V97H37ZM82 98V97H81ZM108 98H110V99H108ZM141 98V97H140ZM139 98V99H140ZM144 98V97H143ZM170 98H172V97H170ZM189 98V97H188ZM234 98V97H233ZM5 99V98H4ZM13 99V98H12ZM11 99V100H12ZM51 99V98H50ZM87 99V98H86ZM101 99V98H100ZM103 99V98H102ZM126 99V98H125ZM137 99V98H136ZM142 99V98H141ZM162 99H163V97H162ZM168 99V98H167ZM185 99V98H184ZM204 99V98H203ZM214 99V98H213ZM15 100V99H14ZM45 100H47V99H45ZM53 100V99H52ZM88 100V99H87ZM97 100V99H96ZM132 100H134V99H132ZM131 100V101H132ZM157 100V99H156ZM155 100V101H156ZM165 100V99H164ZM173 100V99H172ZM260 100V99H259ZM103 101V100H102ZM125 101V100H124ZM135 101V100H134ZM158 102H160L159 101V99L157 100ZM156 101V102H157ZM180 101V100H179ZM10 102L11 101H8V99L7 100H1L0 99V115H2V111H4V112H6L7 110L6 109H8L7 108V106L8 105H11L10 104ZM14 102V101H13ZM22 102V101H21ZM50 102V101H49ZM58 102V101H57ZM94 102V101H93ZM106 102V101H105ZM119 102H120V100H119ZM118 102V103H119ZM127 102V101H126ZM149 102V103H150ZM154 102V101H153ZM165 102V101H164ZM23 103V102H22ZM37 103V102H36ZM51 103V102H50ZM56 103V102H55ZM97 103V102H96ZM124 103V102H123ZM131 103H135V102H131ZM161 103V102H160ZM257 103H259V102H257ZM264 103V102H263ZM57 104H59V103H57ZM100 104V103H99ZM113 104V103H112ZM120 104V103H119ZM121 104H122V102H121ZM148 104V103H147ZM168 104V103H167ZM216 104H218V103H216ZM215 104V105H216ZM247 104V103H246ZM20 105H22V104H20ZM28 105H29V103H28ZM107 105H109V104H107ZM118 105V104H117ZM124 105V104H123ZM140 105V104H139ZM159 104H157V106H158ZM162 105V104H161ZM164 105H166V104H164ZM206 105V104H205ZM233 105V104H232ZM261 105V104H260ZM18 106V105H17ZM24 106V105H23ZM31 106V105H30ZM34 106V105H33ZM42 107H46V106H43V105H41ZM50 106V105H49ZM53 106V105H52ZM56 106V105H55ZM97 106V105H96ZM101 106V105H100ZM106 106V105H105ZM115 106H116V104H115ZM115 106H114V108L113 109H115ZM130 105H128V107H129ZM149 106V105H148ZM178 106V105H177ZM192 106V105H191ZM227 106V105H226ZM259 106V105H258ZM13 107V106H12ZM21 107V106H20ZM39 107H40V105H39ZM60 107V106H59ZM87 106H85L84 108H86ZM89 107V106H88ZM102 107V106H101ZM119 108H120V106H118ZM155 107V106H154ZM159 107H161V106H159ZM163 107V106H162ZM183 107V106H182ZM202 107V106H201ZM223 107H225V106H223ZM222 107V108H223ZM237 107V106H236ZM235 107V108H236ZM247 107V106H246ZM249 107H250V105H249ZM256 107V106H255ZM260 107V106H259ZM22 108V107H21ZM51 108H54V109H56L55 107H51ZM57 108H58V106H57ZM95 108V107H94ZM118 108V109H119ZM181 108V107H180ZM185 108H186V106H185ZM187 108H189V107H187ZM210 108V107H209ZM222 108H221V110H222ZM226 108V107H225ZM228 108V107H227ZM231 108H233V107H231ZM240 108V107H239ZM251 108V107H250ZM249 108V109H250ZM254 108V107H253ZM15 109V108H14ZM42 109V108H41ZM101 109V108H100ZM110 109V108H109ZM121 109V108H120ZM119 109V110H120ZM147 108H145V110H146ZM150 109V108H149ZM190 109H192V108H190ZM237 109V108H236ZM12 110V109H11ZM48 110H50V107L48 108ZM47 110V111H48ZM94 110V109H93ZM97 110H98V108H97ZM102 110V109H101ZM104 110H106V109H104ZM112 110V109H111ZM128 110V109H127ZM137 110H139V109H137ZM154 110V109H153ZM160 110H162V108L160 109ZM159 110V111H160ZM164 110H165V108H164ZM183 110V109H182ZM181 110V111H182ZM193 110H196L195 108L193 109ZM193 110H191V112L193 111ZM210 110V109H209ZM245 110V109H244ZM254 110V109H253ZM257 110H259V109H257ZM10 111V110H9ZM23 111V110H22ZM36 111H38V110H36ZM57 111V110H56ZM86 111V110H85ZM107 111H108V109H107ZM118 111V110H117ZM123 111H125V110H123ZM152 111V110H151ZM167 111H168V109H167ZM166 111V112H167ZM170 111V110H169ZM179 111H180V109H179ZM178 111V112H179ZM197 111V110H196ZM205 111V110H204ZM208 111V110H207ZM206 111V112H207ZM212 111V110H211ZM210 111V112H211ZM241 111V110H240ZM239 111V112H240ZM256 111V110H255ZM81 112V111H80ZM93 112V111H92ZM95 113L97 112V111H94ZM111 112V111H110ZM126 112V111H125ZM172 112V111H171ZM177 112V111H176ZM183 112V111H182ZM198 112V111H197ZM215 111H213L212 113H214ZM236 112V111H235ZM22 113V112H21ZM39 113H40V111H39ZM46 113V112H45ZM52 113V112H51ZM54 113V112H53ZM73 113V112H72ZM115 113H116V111H115ZM121 113V112H120ZM150 113V112H149ZM175 113V112H174ZM194 113V112H193ZM201 113V112H200ZM208 113V112H207ZM218 113H220V112H218ZM226 113V112H225ZM227 113H229V111H227ZM256 113V112H255ZM110 114V113H109ZM132 114V113H131ZM151 114V113H150ZM176 114V113H175ZM184 114V113H183ZM186 114V113H185ZM184 114V115H185ZM199 114V113H198ZM203 114V113H202ZM201 114V115H202ZM253 114V113H252ZM5 115H8V114H5ZM37 115V114H36ZM73 115V114H72ZM102 115V114H101ZM112 115H114V114H112ZM180 115V114H179ZM183 115V116H184ZM187 115V114H186ZM205 115V114H204ZM207 115V114H206ZM212 115H214V114H212ZM211 115V116H212ZM219 115V114H218ZM217 115V116H218ZM233 116H235L236 117V115H234V114H232ZM231 114H230V116H232ZM239 115V114H238ZM262 115V114H261ZM260 115V116H261ZM42 116V115H41ZM45 116V115H44ZM66 116V115H65ZM116 116V115H115ZM143 116V115H142ZM156 116V115H155ZM165 116V115H164ZM208 116V115H207ZM244 116H246V115H244ZM243 116V117H244ZM253 116H255V115H253ZM13 117V116H12ZM11 115H10V120L7 122V124H5L6 126H12V127H15L14 125H16V124H14L13 122H15L14 121V119H12L11 120ZM36 117V116H35ZM70 117V116H69ZM150 117V116H149ZM186 117V116H185ZM222 117H223V115H222ZM242 117V116H241ZM242 117V118H243ZM259 116H255V118L254 119H256V118H258ZM5 118H6V116H5ZM8 118V117H7ZM6 118V119H7ZM39 118H40V116H39ZM61 118V117H60ZM89 118V116L85 113V112H82V113H76L75 115H73L72 116V120H71V122L69 123V125L70 126H75L76 124H79V126H80V124L82 123V122H84L85 120H87ZM100 118H101V120L103 121L104 119L106 120V117L103 115L102 117L100 116ZM127 118V117H126ZM126 118H124V119H126ZM131 118V117H130ZM180 118H181V116H180ZM187 118V117H186ZM192 118V117H191ZM209 118V117H208ZM234 118V117H233ZM242 118H239V119H242ZM263 118V117H262ZM6 119H4V120H6ZM51 119V118H50ZM92 119H94V117L92 118ZM91 119V120H92ZM134 119V118H133ZM184 119V118H183ZM199 119V118H198ZM238 119V118H237ZM244 119V118H243ZM58 120V119H57ZM111 120V119H110ZM123 120V119H122ZM131 120V119H130ZM138 120V119H137ZM175 120V119H174ZM197 120V119H196ZM228 120V119H227ZM248 120V119H247ZM259 120V119H258ZM0 121H1V119H0ZM93 121V120H92ZM97 121H99V120H97ZM180 121V120H179ZM191 121V120H190ZM198 121V120H197ZM215 121V120H214ZM226 121V120H225ZM232 121V120H231ZM236 121V120H235ZM240 121V120H239ZM246 121V120H245ZM249 121V120H248ZM251 121V120H250ZM255 121V120H254ZM264 121V120H263ZM17 122V121H16ZM20 122V121H19ZM121 123H122V121H120ZM125 122V121H124ZM137 122V121H136ZM174 122V121H173ZM181 122V121H180ZM187 122V121H186ZM213 122V121H212ZM238 122V121H237ZM247 122V121H246ZM258 122V121H257ZM2 123V122H1ZM6 123V122H5ZM67 123V122H66ZM89 123V122H88ZM109 123V122H108ZM134 123V122H133ZM132 123V124H133ZM144 123V122H143ZM178 123V122H177ZM183 123V122H182ZM196 123V122H195ZM216 123V122H215ZM231 123H233V122H231ZM240 123V122H239ZM243 123V122H242ZM245 123V122H244ZM243 123V124H244ZM17 124H19V123H17ZM52 124V123H51ZM54 124V123H53ZM82 124H85V123H82ZM87 124V123H86ZM149 124V123H148ZM155 124V123H154ZM235 124V123H234ZM259 124V123H258ZM261 124V123H260ZM263 124V123H262ZM2 125V124H1ZM59 125H62L61 123L59 124ZM92 125H93V123H92ZM95 125V124H94ZM93 125V126H94ZM104 125V124H103ZM125 125V124H124ZM135 125V124H134ZM176 124H173V126H175ZM178 125V124H177ZM176 125V126H177ZM181 125V124H180ZM183 125V124H182ZM181 125V126H182ZM206 125H208L209 126V124L207 123ZM215 125V124H214ZM225 125V124H224ZM249 125V124H248ZM264 125V124H263ZM23 126V125H22ZM65 126H66V124H65ZM69 126V127H70ZM78 126V125H77ZM78 126V127H79ZM89 126V125H88ZM98 126H100V125H98ZM107 126H108V124H107ZM116 126H118L117 124H116ZM122 126V125H121ZM140 126V125H139ZM205 126V125H204ZM244 126V125H243ZM8 127V128H9ZM37 127V126H36ZM82 127V126H81ZM95 127V126H94ZM101 127V126H100ZM113 127V126H112ZM137 127V126H136ZM178 127V126H177ZM180 127V126H179ZM184 127V126H183ZM191 127V126H190ZM200 127V126H199ZM199 127H196L197 129L199 128ZM225 127V126H224ZM2 128V127H1ZM75 128V127H74ZM80 128V127H79ZM142 128H143V126H142ZM193 128H195V127H193ZM213 128V127H212ZM262 128V127H261ZM260 128V129H261ZM10 129H11V127H10ZM18 129V128H17ZM45 129V128H44ZM107 129V128H106ZM105 129V130H106ZM191 129V128H190ZM197 129L195 130V131H197ZM214 129V128H213ZM216 129V128H215ZM1 130V129H0ZM19 130V129H18ZM42 130V129H41ZM85 130H88L86 127H85ZM125 130V129H124ZM148 130V129H147ZM162 130V129H161ZM189 130V129H188ZM193 130V129H192ZM200 130H201V127H200ZM204 130V129H203ZM3 131V130H2ZM1 131V132H2ZM5 131V130H4ZM3 131V132H4ZM8 131V130H7ZM50 131V130H49ZM63 131V130H62ZM101 131V130H100ZM100 131H98V133H97V135L98 136H96V134H95V138L93 139V140H91V139H89V140H86V141H88V142H86V143H83L82 141V143H80L79 142V144L77 143V145H79V150H83L84 148H87V150H85L84 152H83V154L81 153L80 154V152L79 153H77L78 152V150H73L72 152H74L73 154H71L70 153V155H72V156H70L68 159H70V161H68V163H69V165H71V169L72 170H74V171H72V170H68V172H69V174L70 175H74V174H76V176H78V175H80V174H83V173H90V172H96L97 174H99V172L100 171H107V170H110V171H112L113 170V172H114V170H115V168L116 167H118V165L119 164H122L121 162L120 163H118L117 161H118V159L120 158H123L124 156H123V154H121V153H119V154H116L115 152V150H111L112 148L114 149V144H115V142H114V144L112 145L111 144V146H113L112 148L111 147H109V145H106V142H105V138L104 137H99V135L101 136V134H100ZM180 131V130H179ZM190 131V130H189ZM0 132V135L2 136V134L3 133H1ZM11 132H13V131H11ZM42 132V131H41ZM91 132V131H90ZM109 132V131H108ZM122 132V131H121ZM225 132V131H224ZM5 134H6V132H4ZM34 133V132H33ZM60 133V132H59ZM58 133V134H59ZM88 133V132H87ZM86 133V134H87ZM112 133V132H111ZM168 133V132H167ZM199 133V132H198ZM242 133V132H241ZM30 134V133H29ZM43 134V133H42ZM64 134V133H63ZM88 134H90V133H88ZM87 134V135H88ZM153 134V133H152ZM169 134V133H168ZM182 134V133H181ZM204 134V133H203ZM208 134V133H207ZM235 134H237V133H235ZM264 134V133H263ZM31 135V134H30ZM34 135V134H33ZM37 135V134H36ZM50 135V134H49ZM104 135V134H103ZM109 135V134H108ZM14 136H16V135H14ZM18 136V135H17ZM66 136V135H65ZM65 136H62V137H65ZM70 136V135H69ZM82 136V135H81ZM106 136V135H105ZM110 136V135H109ZM113 136V135H112ZM180 136V135H179ZM193 135H191V137H192ZM219 136V135H218ZM233 136V135H232ZM249 136V135H248ZM19 137H21V136H19ZM58 137V136H57ZM61 137V136H60ZM72 137H75V136H72ZM91 137H92V135H91ZM140 137V136H139ZM163 137V136H162ZM161 137V138H162ZM171 137V136H170ZM182 137H183V135H182ZM213 137V136H212ZM216 137V136H215ZM241 137V136H240ZM159 138V137H158ZM181 138V137H180ZM233 138V137H232ZM239 138V137H238ZM26 139V138H25ZM115 139V138H114ZM157 139V138H156ZM160 139V138H159ZM158 139V140H159ZM186 139H188V138H186ZM206 139V138H205ZM212 139V138H211ZM227 139H228V137H227ZM253 139V138H252ZM52 140V139H51ZM55 140V139H54ZM58 140V139H57ZM63 140V139H62ZM116 140V139H115ZM196 140V139H195ZM207 140V139H206ZM238 140V139H237ZM245 140V139H244ZM13 141V140H12ZM50 141V140H49ZM48 141V142H49ZM53 141V140H52ZM60 141V140H59ZM113 141V140H112ZM163 141V140H162ZM184 141V140H183ZM193 141V140H192ZM203 141V140H202ZM214 141V140H213ZM217 141V140H216ZM228 141V140H227ZM248 141V140H247ZM253 141V140H252ZM23 142V141H22ZM21 142V143H22ZM31 142V141H30ZM61 142V141H60ZM71 142V141H70ZM110 142V141H109ZM198 142V141H197ZM196 142V143H197ZM226 142V141H225ZM238 142V141H237ZM244 142V141H243ZM255 142V141H254ZM261 142V141H260ZM19 144L17 141H16V143H15V145L17 146V148H16V150H13V148H11L12 146H10L9 144H6V143H3V142H1L0 141V173H1V175H2V181L3 180H5L6 182H10V179H9V181H7V179L8 178H10V177H13V176H15V175H21V177L22 178H25L24 177V170H28V168H27V166H28V163H29V160H30V155L28 154V153H30V152H27L24 148L22 149V147H24L22 144ZM33 143V142H32ZM31 143V144H32ZM47 143V142H46ZM54 143V142H53ZM56 143V142H55ZM74 143V142H73ZM72 143V144H73ZM159 143V142H158ZM187 143V142H186ZM188 143H189V141H188ZM196 143H195V145H196ZM222 143V142H221ZM227 143V142H226ZM236 143V142H235ZM250 143V142H249ZM12 144H13V142H12ZM11 144V145H12ZM28 144V143H27ZM26 144V145H27ZM110 144V143H109ZM118 144H119V142H118ZM126 144V143H125ZM152 144V143H151ZM223 144V143H222ZM225 144V143H224ZM237 144V143H236ZM248 144V143H247ZM247 144H245V146L247 145ZM256 144V143H255ZM61 145V144H60ZM71 145V144H70ZM74 145V144H73ZM123 145V144H122ZM129 145V144H128ZM164 145V144H163ZM194 145V146H195ZM205 145V144H204ZM209 145V144H208ZM226 145V144H225ZM228 145V144H227ZM233 145V144H232ZM241 145V144H240ZM239 145V146H240ZM242 145H243V143H242ZM249 145V144H248ZM247 145V146H248ZM261 145V144H260ZM14 146V145H13ZM15 146V147H16ZM31 146V145H30ZM29 146V147H30ZM50 146V145H49ZM53 146V145H52ZM69 146V145H68ZM76 146V145H75ZM95 147V148H91V147ZM120 146V145H119ZM133 146H135V145H133ZM145 146V145H144ZM143 146V147H144ZM148 146V145H147ZM152 146V145H151ZM150 146V147H151ZM161 147H163L162 145H160ZM160 146H157V148L158 147H160ZM190 146H193V144L192 145H190ZM247 146H246V148H247ZM262 146V145H261ZM28 147V145L26 146V148ZM48 147V146H47ZM54 147V146H53ZM76 147H78V146H76ZM115 147H116V145H115ZM118 147V146H117ZM141 147V146H140ZM139 147V148H140ZM153 147H154V145H153ZM156 147V146H155ZM154 147V148H155ZM160 147V148H161ZM196 147V146H195ZM194 147V148H195ZM218 147V146H217ZM235 147V146H234ZM242 148H243V146H241ZM263 147V146H262ZM32 148V147H31ZM30 148V149H31ZM34 148H35V146H34ZM42 148V147H41ZM40 148V149H41ZM52 148V147H51ZM68 148V147H67ZM111 148V149H110ZM146 148V147H145ZM168 148V147H167ZM166 148V149H167ZM192 148V147H191ZM241 148V149H242ZM249 148V147H248ZM252 148H254V147H252ZM255 148H256V146H255ZM15 149V148H14ZM39 149V148H38ZM38 149H34V150H38ZM46 149V148H45ZM53 149V148H52ZM141 149V148H140ZM152 149V148H151ZM159 149V148H158ZM173 149V148H172ZM171 149V151L169 150V152H171L172 153V150ZM251 149V148H250ZM28 150V149H27ZM65 150V149H64ZM69 150V149H68ZM117 150V149H116ZM156 150V149H155ZM165 150V149H164ZM185 150V149H184ZM183 150V151H184ZM207 150V149H206ZM254 150V149H253ZM252 150V151H253ZM15 151V152H14ZM39 151V150H38ZM38 151H35V152H38ZM48 150H46V152H47ZM55 151V150H54ZM122 151V150H121ZM132 151V150H131ZM131 151H130V154H131ZM179 151H182L181 149L179 150ZM178 151V152H179ZM189 151V150H188ZM194 151V150H193ZM232 151V150H231ZM233 151H234V149H233ZM247 151V150H246ZM249 151V150H248ZM247 151V152H248ZM33 152V151H32ZM56 152V151H55ZM69 152V151H68ZM156 152V151H155ZM175 152V151H174ZM191 153H192V151H190ZM189 152V153H190ZM197 152V151H196ZM212 152V151H211ZM239 152V151H238ZM237 152V153H238ZM245 152V151H244ZM244 152H239V156H240V153L241 154H244ZM247 152H245V153H247ZM251 152V151H250ZM98 153V154H97ZM127 153V152H126ZM158 153H159V151H158ZM162 153V152H161ZM166 153H168V151L166 152ZM188 153V152H187ZM205 153V152H204ZM213 153V152H212ZM216 153V152H215ZM237 153H236V155H237ZM259 153V152H258ZM264 153V152H263ZM27 154H28V156H27ZM37 154V153H36ZM41 154V153H40ZM53 154V153H52ZM64 154V153H63ZM173 154V153H172ZM178 154V153H177ZM198 154V153H197ZM202 154V153H201ZM31 155H33V153L31 154ZM42 155H43V153H42ZM46 155V154H45ZM127 155V154H126ZM133 155V154H132ZM159 155V154H158ZM171 155V154H170ZM170 155H168V154H166V155H160V156H162L161 157V159H158V161H156L154 164H153V162H152V165H159L160 164V162H162V161H167V160H172L173 158H174V156H173V158H171V156ZM192 155H193V153H192ZM212 155V154H211ZM217 155H219V154H217ZM216 155V156H217ZM228 155V154H227ZM251 156L252 155H254V154H250ZM260 155H262V154H260ZM264 155V154H263ZM38 156V155H37ZM47 156L48 157H50L51 156V153H49V154H47ZM116 156V157H115ZM134 156V155H133ZM176 156V155H175ZM201 155H199V157H200ZM213 156V155H212ZM239 156H238V158H239ZM244 156V155H243ZM246 156V155H245ZM249 156V155H248ZM259 156V155H258ZM35 158H36V156H34ZM46 157V156H45ZM64 157V156H63ZM128 157V156H127ZM141 157V156H140ZM143 157V156H142ZM141 157V158H142ZM151 157V156H150ZM165 157H167V158H165ZM178 157H181V156H179L178 155ZM185 157V156H184ZM191 157V156H190ZM189 157V158H190ZM203 157V156H202ZM206 157V156H205ZM204 157V158H205ZM226 157L227 156H225V159H224V157H223V160H225V161H227L226 160ZM229 157H230V155H229ZM228 157V159H230ZM247 157V156H246ZM34 158V159H35ZM38 158V157H37ZM36 158V159H37ZM51 159H53L54 158V156L53 157H50ZM129 158H130V156H129ZM144 158V157H143ZM142 158V159H143ZM159 158V157H158ZM176 158V157H175ZM174 158V159H175ZM203 158V159H204ZM219 158H220V156H219ZM232 158V157H231ZM33 159V158H32ZM31 159V160H32ZM47 159V158H46ZM151 159V158H150ZM156 159V158H155ZM173 159V160H174ZM188 159V158H187ZM247 159V158H246ZM261 159V158H260ZM41 160V159H40ZM39 160V161H40ZM56 160V159H55ZM58 160V159H57ZM136 160V159H135ZM149 159H147V161H148ZM157 160V159H156ZM176 160V159H175ZM181 160H182V158H181ZM190 160V159H189ZM206 160H208V158L206 159ZM205 160V161H206ZM215 160V159H214ZM217 160V159H216ZM222 160V159H221ZM231 160V159H230ZM239 160V159H238ZM33 161H35V160H33ZM134 161V160H133ZM142 161V160H141ZM177 161V160H176ZM180 161V160H179ZM192 161V160H191ZM200 161V160H199ZM210 161V160H209ZM219 161V160H218ZM28 162V163H27ZM48 162H50V160L48 161ZM48 162H45L44 161V163H41V164H45V166H44V168H41V170L42 169H44V170H51V169H48L46 166L47 165H49V164H52V163H54V162H56V161H52V163H48ZM62 162V164H63V161H60L59 163H61ZM146 162V161H145ZM172 162V161H171ZM182 162H185V161H183L182 160ZM189 162V161H188ZM216 162V161H215ZM223 162V161H222ZM58 163V162H57ZM129 163V162H128ZM137 163V162H136ZM143 162H138L137 164H135V165H133V169L134 170H136V169H141L142 168V166H143V164H142ZM192 163V162H191ZM195 163H196V161H195ZM205 163V162H204ZM216 163H218V162H216ZM225 163V162H224ZM229 163V162H228ZM235 163V162H234ZM253 164H258V163H256L255 162V160L252 162ZM30 164V163H29ZM34 164V163H33ZM40 164V163H39ZM61 164V165H62ZM148 164V163H147ZM146 163H144V165H147ZM199 164V163H198ZM202 164V163H201ZM200 164V165H201ZM219 164V163H218ZM233 164V163H232ZM236 164V163H235ZM253 164H248V167H246V168H243V171H240V172H217L216 170V172L217 173H215V172H213V171H210V172H207V173H203L202 175H201V178L199 179V181L200 180H204V181H212V180H216V181H218V182H222L221 184H222V186H223V184H224V182H227V183H230V184H235L237 187H239L238 189H235V188H229V186L228 187H225V188H217V189H214V190H210V188L211 187H209L208 185V187H209V189H206L205 187H203V188H205L204 189V191H199V190H197L196 188H195V190L193 191V192H191L192 194H193V196H188V194H187V197H185L184 198V200L185 201H187L186 203H188V201H191V200H194V206H192L193 208L194 207H196L197 205L196 204H198L200 201H207V200H209L210 199V202H212V201H214V202H216V203H218V204H223V206H225L226 208H228V206H230V205H240L241 204V206L242 205H249V206H254L255 205V203H264V190L262 191V190H255L254 188L252 189V186L253 185H251L250 184V182H249V180H251L250 179V177L251 176H256V178L258 177L259 179H262L263 181H264V165H261L260 163H259V165L258 166H255V165H253ZM264 164V163H263ZM31 165V164H30ZM38 165V164H37ZM129 165V164H128ZM140 165H142V166H140ZM148 165H150V164H148ZM230 166H231V164H229ZM246 165H247V163H246ZM250 165V166H249ZM26 166V167H25ZM121 165H119V167H120ZM122 166H125V165H122ZM140 166V167H139ZM217 166V165H216ZM218 166H220V165H218ZM222 166H224L223 164H222ZM226 166V165H225ZM230 166L229 167H227V168H230ZM234 166V165H233ZM239 166V165H238ZM25 167V168H24ZM30 167V166H29ZM33 167V166H32ZM36 167V166H35ZM54 167H57L56 165L54 166ZM62 167V166H61ZM129 167V166H128ZM144 167V166H143ZM147 167V166H146ZM151 167V166H150ZM165 167V166H164ZM163 167V168H164ZM196 167V166H195ZM209 167H210V165H209ZM240 167V166H239ZM245 167V166H244ZM124 168V167H123ZM126 168H127V166H126ZM125 168V169H126ZM153 168V167H152ZM174 168V167H173ZM194 168V167H193ZM192 168V169H193ZM197 168V167H196ZM200 168V167H199ZM218 168V167H217ZM220 168H221V166H220ZM242 168V167H241ZM61 169V168H60ZM59 169V170H60ZM67 169V168H66ZM69 169H70V167H69ZM121 169H122V167H121ZM144 169V168H143ZM149 169V168H148ZM168 169V168H167ZM166 169V170H167ZM169 169H171V168H169ZM175 169H177V168H175ZM181 169V168H180ZM179 169V170H180ZM184 170H185V168H183ZM205 169V168H204ZM65 169H63V171H64ZM146 170V169H145ZM144 170V171H145ZM159 169H157V167H156V169L154 168V169H149L147 172H143V174H141L142 175V177L144 178V179H146V180H148L149 179V181H152V183H151V185H150V187L152 188L151 189V191H152V193L153 192H156V191H162V192H158V193H155L154 194V196H152V197H154V201H155V199H161V198H163L164 197V192L166 191L167 192V190H168V192H170L169 190H170V188H168V186L167 185H165L164 183L162 184V183H158V181H157V179H158V177L156 176L157 174H158V171ZM182 170V169H181ZM187 170V169H186ZM185 170V171H186ZM214 170V169H213ZM34 171V170H33ZM36 171V170H35ZM43 171V170H42ZM41 171V172H42ZM61 171V170H60ZM116 171V170H115ZM119 171H121V170H119ZM123 171H125V170H123ZM133 171V170H132ZM156 171V172H155ZM160 171V170H159ZM162 171V170H161ZM173 172H174V170H172ZM200 171H201V169H200ZM199 171V172H200ZM206 171V170H205ZM28 172V171H27ZM47 172V171H46ZM197 172V171H196ZM195 172V173H196ZM198 172V173H199ZM203 172V171H202ZM26 173V172H25ZM51 173V172H50ZM56 173V172H55ZM58 173H60V172H58ZM65 173V172H64ZM116 173V172H115ZM126 173V172H125ZM133 173V172H132ZM136 173V172H135ZM142 173V172H141ZM164 173H165V170H164ZM164 173H162V174H164ZM183 173V172H182ZM181 173V174H182ZM185 173V172H184ZM198 173H197V177L199 178L200 176L198 175ZM90 174H92V173H90ZM104 174V173H103ZM107 174V173H106ZM110 174H111V172H110ZM124 174V173H123ZM161 174V175H162ZM167 174H168V172H167ZM171 174H173V173H171ZM180 174V173H179ZM178 174V175H179ZM56 175V174H55ZM60 175V174H59ZM64 175H66V174H64ZM88 175V174H87ZM86 175V176H87ZM101 175V174H100ZM105 175V174H104ZM113 175V174H112ZM135 175V174H134ZM133 175V176H134ZM160 175V177H162ZM177 175V176H178ZM182 175H184V174H182ZM187 175V174H186ZM192 175H193V173H192ZM28 176V177H27ZM47 175H45V173L44 172H42V173H38V172H29L28 173V175H26V177H27V179H28V182L29 183H31V181H36V180H39V182L40 181H43V180H49L50 182H51V184L53 185V188H56L57 190L58 189H61L60 191V193L61 194H59V195H56V196H54V195H50L49 197H39V195H38V197L36 196V194H35V192H32V190H34V189H31V187H29V186H35V184H31V185H29L28 187L30 188V190H29V192L28 193H25V192H19V193H13V194H15V195H13V194H11V196H10V194H5L6 192H3L2 193V202H0V206H1V209H2V214L3 215H5V216H7L8 218H17V215H19V214H21V216H22V214L23 215H27V216H29V215H34L35 217H37V215L39 214H32L29 210H26L25 209V207H26V205L28 204V202L29 201H31L32 202V204L34 203V204H36V205H43V207H47V208H49L50 210H52V212L53 213H55L57 216H55V215H53L52 214V212L50 213V214H47L45 217L49 220V221H52L53 223H51L50 222V224H55V226H56V228H59L61 231V233L60 234H62V235H69V234H71L73 231H76L77 233H79V231L80 230H82V228L84 227V222H86L85 221V215L87 214H85V215H83V205H81L78 201H82V202H84V200H82L81 198H85V196H87V194L86 195H84V194H82L83 192H91V193H93L94 195L96 194V196H93V194H92V200H98L99 202V204H102V203H104V204H106V201L107 200H110V199H112L111 198V196H116V194L118 193V192H123L124 191V186H123V184L122 183H120L121 181L119 180H113V179H109V181H107V182H101V181H92V182H83V183H81L80 185H78V186H76L75 187V190H74V192H73V188H70L71 187V185H69V184H67V182H66V180L67 179H62V178H47L46 177ZM75 176V175H74ZM82 176V175H81ZM85 176V177H86ZM93 176H97V175H93ZM108 176H110V175H108ZM169 176V175H168ZM172 176V175H171ZM188 176V175H187ZM17 177V176H16ZM15 177V178H16ZM19 177V176H18ZM20 177V178H21ZM67 177V176H66ZM72 177V176H71ZM82 177H84V176H82ZM81 177V178H82ZM88 177V176H87ZM89 177H91V176H89ZM88 177V178H89ZM98 177V176H97ZM101 177V176H100ZM106 177H107V175H106ZM112 178H114L113 176H111ZM117 177L118 176H116V179H117ZM122 177H123V175H122ZM121 177V179H123ZM129 177H130V180H131V176L129 175ZM135 177V176H134ZM186 177V176H185ZM191 177V176H190ZM193 177V176H192ZM196 177V176H195ZM0 178H1V176H0ZM14 178V177H13ZM76 178V177H75ZM93 178V177H92ZM102 178H105V176L104 177H102ZM139 178V177H138ZM137 178V179H138ZM167 178V177H166ZM183 178V177H182ZM181 178V179H182ZM189 178V177H188ZM17 179H19V178H17ZM72 179V178H71ZM98 179V178H97ZM100 179V178H99ZM127 179H129V178H127ZM168 179H170V178H168ZM173 179V178H172ZM180 179V178H179ZM0 180V181H1ZM29 180H31V181H29ZM64 180H65V182H64ZM73 180H74V178H73ZM80 180V179H79ZM78 180V181H79ZM95 180V179H94ZM133 180V179H132ZM131 180V181H132ZM141 180H142V178H141ZM175 180H177V179H175ZM193 180V179H192ZM23 181V180H22ZM72 181V180H71ZM103 181V180H102ZM124 181V180H123ZM128 181V180H127ZM126 181V182H127ZM139 181V180H138ZM256 181H258V180H256ZM38 182V183H39ZM76 182H77V179H76ZM80 182V181H79ZM79 182H77V183H79ZM128 182H130V181H128ZM127 182V183H128ZM133 182V181H132ZM132 182H130V183H132ZM141 182V181H140ZM161 182V181H160ZM166 182V181H165ZM170 182V181H169ZM169 182H167V183H169ZM173 182V181H172ZM172 182H171V184H172ZM175 182V181H174ZM177 182V181H176ZM186 182V181H185ZM188 182V181H187ZM187 182H186V184H187ZM12 183H13V181H12ZM11 182L10 183H7V184H12ZM20 183V182H19ZM22 183V182H21ZM32 183H34V182H32ZM48 183V182H47ZM103 183V184H102ZM124 183V182H123ZM138 183V182H137ZM144 183H147L146 181L144 182ZM143 183V184H144ZM194 183V182H193ZM213 183V182H212ZM259 183V182H258ZM6 184V183H5ZM40 184V183H39ZM42 184H44V183H42ZM126 184V183H125ZM185 184V183H184ZM191 184V183H190ZM207 184V183H206ZM208 184H209V182H208ZM218 184V183H217ZM254 184V183H253ZM262 184H264V182L262 183ZM128 185V184H127ZM139 185V184H138ZM141 185V184H140ZM173 185H175V183H173ZM176 185H178V184H176ZM182 185V184H181ZM210 185V184H209ZM213 185V184H212ZM245 185V186H244ZM254 185H256V184H254ZM1 186V185H0ZM13 186H14V184H13ZM49 186V185H48ZM132 186V185H131ZM144 186V185H143ZM186 186V185H185ZM189 186V185H188ZM188 186H187V188H188ZM195 186H197V185H195ZM194 186V187H195ZM219 186H220V184H219ZM221 186V187H222ZM8 187V192H10L11 190L10 189H12V187L9 185V186H7ZM6 187V188H7ZM36 188H37V186H35ZM35 187H33V188H35ZM62 187V188H61ZM147 187V186H146ZM171 187V186H170ZM176 187V186H175ZM178 187V186H177ZM215 187V186H214ZM216 187H218V186H216ZM260 187V186H259ZM1 188H2V186H1ZM24 188V187H23ZM39 188V187H38ZM43 188V187H42ZM45 188V187H44ZM50 188V187H49ZM113 188L115 189V190H113ZM133 188V187H132ZM143 188V187H142ZM145 188V187H144ZM180 188H182V187H180ZM179 188V189H180ZM186 188V187H185ZM227 188H229V189H227ZM257 188V187H256ZM263 188H264V186H263ZM13 189H16V187L14 186L13 187ZM12 189V190H13ZM45 189H47V188H45ZM127 189V188H126ZM174 189V188H173ZM177 189V188H176ZM199 189V188H198ZM201 189V188H200ZM212 189V188H211ZM259 189V188H258ZM2 190H3V188H2ZM21 190V189H20ZM19 190V191H20ZM25 190V189H24ZM49 190V189H48ZM55 190V189H54ZM188 190V189H187ZM4 191H7V190H4ZM18 191V190H17ZM130 191V190H129ZM139 191V190H138ZM137 191V192H138ZM141 191V190H140ZM175 191V190H174ZM179 191V190H178ZM189 191V190H188ZM44 192H46L45 190H44ZM116 192V193H115ZM131 192V191H130ZM132 192H134V191H132ZM131 192V193H132ZM165 192V193H166ZM173 192V191H172ZM180 192V191H179ZM73 193H75V194H73ZM141 193H144V192H142L141 191ZM171 193V192H170ZM176 193V192H175ZM181 193V192H180ZM50 194V193H49ZM56 194V193H55ZM58 194V193H57ZM98 194V195H97ZM146 194V193H145ZM169 194V193H168ZM167 194V195H168ZM118 195V194H117ZM121 195V194H120ZM119 195V196H120ZM140 195V194H139ZM152 195V194H151ZM166 195V196H167ZM44 196V195H43ZM137 197H138V194L136 195ZM141 196H143V194H141ZM149 196V194H147V197ZM175 196V195H174ZM184 196V195H183ZM117 197V196H116ZM125 197V196H124ZM128 197V196H127ZM130 197H132V196H130ZM134 197V196H133ZM133 197H132V200H133ZM146 197V198H147ZM180 197V196H179ZM110 198V199H109ZM126 198V197H125ZM140 198V197H139ZM142 198L143 197H141L140 199L142 200ZM146 198H144L143 200L144 201H146ZM151 198V197H150ZM78 199V200H77ZM80 199V200H79ZM91 199V198H90ZM113 199H115V198H113ZM122 199V198H121ZM128 199V198H127ZM131 199V198H130ZM137 198H135V200H136ZM170 199V198H169ZM168 199V197H167V200H169ZM119 200H120V198H119ZM124 200H126V199H124ZM140 200V201H141ZM175 200V199H174ZM90 201V200H89ZM88 201V202H89ZM114 201V200H113ZM143 201V202H144ZM181 201V200H180ZM196 201H198L197 203H195ZM92 202V201H91ZM111 202H112V200H111ZM111 202H109V203H111ZM130 202V201H129ZM132 203H133V201H131ZM142 202V203H143ZM150 202H151V200H150ZM158 202V201H157ZM30 203V202H29ZM94 203V202H93ZM108 203V202H107ZM108 203V204H109ZM113 203V202H112ZM117 203V202H116ZM135 203V202H134ZM139 203V202H138ZM183 203V202H182ZM191 203V202H190ZM87 204V203H86ZM152 205L153 203L151 202V203H149L148 204V206L149 205ZM156 203H154V205H155ZM162 205H163V203H161ZM189 204V203H188ZM200 204V203H199ZM202 204V203H201ZM29 205H31V204H29ZM89 205V204H88ZM87 205V206H88ZM150 205V206H151ZM159 205V204H158ZM170 206H171V204H169ZM181 205V204H180ZM204 205V204H203ZM259 205V204H258ZM33 206V205H32ZM97 206V205H96ZM102 206V205H101ZM135 206H137L136 207V212H137V214H139V216L141 215V222L143 221V222H146L147 220H161V218H164V217H162L160 214V212L159 211H155V209L153 210H149V209H145V206L142 204V205H135ZM147 206V205H146ZM156 206V205H155ZM160 206V205H159ZM166 206V205H165ZM164 206V207H165ZM174 206V205H173ZM176 206H179V205H176ZM212 206V205H211ZM260 206V205H259ZM31 207V206H30ZM29 207V208H30ZM89 207V206H88ZM95 207V206H94ZM113 207H115V206H113ZM152 207V206H151ZM151 207H149V208H151ZM163 207V206H162ZM163 207V208H164ZM98 208V207H97ZM97 208H94L95 210H93V209H91V210H93V211H95V212H97L98 210H97ZM100 208H102V207H100ZM125 208V207H124ZM128 208V207H127ZM130 208V207H129ZM128 208V209H129ZM148 208V207H147ZM153 208V207H152ZM154 208H156V207H154ZM157 208H158V206H157ZM156 208V209H157ZM161 208V207H160ZM160 208H158V209H160ZM163 208H161L162 210H164ZM173 208V207H172ZM171 208V209H172ZM175 208H177V207H175ZM198 208V207H197ZM217 208V207H216ZM226 208H224V209H222V210H220V212H218V214L219 215H221V216H229V213H232V212H230L231 211V209L228 211V210H226ZM38 209V208H37ZM41 209H42V207H41ZM119 209V208H118ZM131 209H133V208H131ZM160 209V211L162 212V210ZM31 210H33V209H31ZM39 210V209H38ZM43 210V209H42ZM110 210H112V209H110ZM134 210V209H133ZM178 210V209H177ZM183 210V209H182ZM196 210V209H195ZM206 210V209H205ZM216 209H214V211H215ZM1 211V210H0ZM35 211V210H34ZM44 211V210H43ZM102 211V210H101ZM104 211V210H103ZM124 211L127 213V211L124 209ZM236 211V210H235ZM38 212V211H37ZM105 212H106V210H105ZM109 212V211H108ZM124 212V213H125ZM129 212V211H128ZM170 212V211H169ZM176 212V211H175ZM193 212V211H192ZM210 212V211H209ZM35 213V212H34ZM45 213V212H44ZM44 213H42V214H44ZM47 213V212H46ZM49 213V212H48ZM101 213V212H100ZM99 213V214H100ZM107 213V212H106ZM106 213H105V215H106ZM114 213V212H113ZM178 213V212H177ZM177 213H175L176 215H179V214H177ZM187 213V212H186ZM190 213V212H189ZM210 213H212V212H210ZM215 213V212H214ZM223 213V214H222ZM256 213V212H255ZM95 214V213H94ZM102 214H104V213H102ZM101 214V215H102ZM110 214V213H109ZM115 214V213H114ZM136 214V213H135ZM135 214H133V215H135ZM164 214V213H163ZM162 214V215H163ZM170 214V213H169ZM173 214H174V212H173ZM188 214V213H187ZM197 214V213H196ZM213 214V213H212ZM217 214V215H218ZM256 214H258V213H256ZM255 214V215H256ZM259 214H262L263 216H264V212L263 213H259ZM93 215V214H92ZM96 215H97V213H96ZM119 215H121V214H118L117 215V213H116V215L114 216V217H110L108 214L104 217L103 215V217H101V219L98 221V222H96L95 223V225H93V226H96L97 228H96V230H95V228H93V230H95L94 231V233L96 234V235H98V236H101V238L103 237V239L105 240V241H109L110 240V243H111V241L112 242H118V243H122L123 242V240H121V239H119V234L116 236V234H114V232H115V229L113 228V227H115V225H116V223H118V221L117 220H119L118 218H119ZM124 215H127V214H123V216ZM128 215H130V214H128ZM165 215V214H164ZM163 215V216H164ZM166 215H167V212H166ZM195 215V214H194ZM201 216H202V214H200ZM199 215V216H200ZM235 215V214H234ZM44 216V215H43ZM88 216H89V214H88ZM131 216V215H130ZM167 216H169V215H167ZM257 216V215H256ZM39 217V216H38ZM44 217V218H45ZM176 217V216H175ZM237 217V216H236ZM262 217V216H261ZM2 218H3V216H2ZM40 218V217H39ZM43 218V219H44ZM88 218V217H87ZM124 218V217H123ZM169 218H171V217H169ZM167 219V220H164V222H167V223H171L170 222V219ZM185 218V217H184ZM196 218H197V216H196ZM205 218V217H204ZM7 219V218H6ZM90 219V218H89ZM129 219V218H128ZM132 219V218H131ZM130 219V220H131ZM138 219V218H137ZM136 219V220H137ZM194 219V218H193ZM251 219V218H250ZM123 220V219H122ZM130 220H128V221H130ZM134 220V219H133ZM140 220V219H139ZM192 220V219H191ZM195 220V219H194ZM200 220V219H199ZM206 220V219H205ZM264 220V219H263ZM127 221V220H126ZM177 221V220H176ZM193 221V220H192ZM227 221V220H226ZM256 221V220H255ZM258 221H260V220H258ZM8 222V221H7ZM19 222V221H18ZM17 222V223H18ZM41 222V221H40ZM90 222V221H89ZM122 222V221H121ZM159 222V221H158ZM163 222V223H164ZM173 222V221H172ZM179 222V221H178ZM195 222V221H194ZM197 222V221H196ZM200 222V221H199ZM216 222V221H215ZM22 223V222H21ZM27 223H28V221H27ZM42 223V222H41ZM45 223H47V222H45ZM44 223V224H45ZM94 222H92V224H93ZM122 223H124V222H122ZM127 223V222H126ZM125 223V224H126ZM131 223V222H130ZM139 223V222H138ZM154 223V222H153ZM173 223H175V222H173ZM218 223V222H217ZM57 224V225H56ZM128 224H129V222H128ZM175 224H177V222L175 223ZM193 224V223H192ZM210 224V223H209ZM18 225V224H17ZM24 225V224H23ZM29 225V224H28ZM32 225V224H31ZM36 225H38V224H36ZM42 225V224H41ZM46 225H48V224H46ZM119 225V224H118ZM117 225V226H118ZM122 225V224H121ZM139 225V224H138ZM144 225V224H143ZM152 225V224H151ZM150 224L148 225V228H149V226H151ZM163 225V224H162ZM203 225V224H202ZM15 226V225H14ZM13 226V227H14ZM19 226V225H18ZM34 226H35V224H34ZM55 226H53L54 228V230H55ZM89 226H91L90 224H89ZM135 226V225H134ZM146 226H147V224H146ZM156 226V225H155ZM170 226V225H169ZM185 226V225H184ZM200 225H198V227H199ZM214 226V225H213ZM20 227H21V225H20ZM50 227H51V225H50ZM122 227V226H121ZM130 227V226H129ZM145 227V226H144ZM176 227V226H175ZM181 227H183L182 225L180 226V228ZM198 227H196V228H198ZM42 228H44L43 230H42ZM48 229L49 228V225H48V228H47V226H39L38 225V227H32V226H26V225H24V228H22V230L23 231H25L26 233H28L27 231H31V229L33 230H42L43 232H44V230H46V229ZM115 228H117V227H115ZM138 228V227H137ZM137 228H135V229H137ZM139 228H140V225H139ZM138 228V229H139ZM163 228H164V226H163ZM173 228V227H172ZM171 228V232L170 231H168V232H163V230H162V232H163V234H161V235H164V233H165V235H164V237L165 238H162V240L160 241V244H161V242L162 243H169V242H173V243H178V246L179 247H183V250L185 249L184 247H189L190 249H197V250H204V249H206L207 248V246L209 245V241L208 242H206V241H204V239L203 238H201V236L198 234V235H195V234H197L196 232L197 231H195V236H193L194 238H188V237H180V238H182V239H179L178 240V236H179V232H177L178 234H176V231H178V230H175V234H176V236H175V234L173 233L174 231H173V229ZM189 228V227H188ZM194 228H195V226H194ZM200 228H201V226H200ZM199 228V229H200ZM215 228V227H214ZM262 228V227H261ZM17 229H19V228H17ZM50 229H52V228H50ZM87 229V228H86ZM123 229V228H122ZM121 229V230H122ZM125 229V228H124ZM131 229H133V228H131ZM151 229V228H150ZM153 229V228H152ZM157 229V228H156ZM160 229V228H159ZM165 229V228H164ZM177 229V228H176ZM182 229H184V228H182ZM199 229H197L198 231H199ZM202 229V228H201ZM200 229V230H201ZM58 230V229H57ZM120 230V231H121ZM130 230V229H129ZM140 230V229H139ZM144 230H146V229H144ZM143 230V231H144ZM181 230V229H180ZM190 230V229H189ZM195 230V229H194ZM19 231V230H18ZM41 231V232H42ZM56 231V230H55ZM54 231V232H55ZM63 231V232H62ZM119 231V230H118ZM125 231V230H124ZM124 231H123V233H124ZM150 231V230H149ZM155 231V230H154ZM161 231V230H160ZM165 231V230H164ZM167 231V230H166ZM212 231V230H211ZM247 231H248V229H247ZM38 233H41L40 231H37ZM46 232V231H45ZM59 232V231H58ZM81 232V231H80ZM134 232V231H133ZM136 232V231H135ZM142 232V231H141ZM152 232V231H151ZM186 232V231H185ZM185 232H183L182 234H186ZM200 232V231H199ZM203 232V231H202ZM207 232V231H206ZM256 232H257V230H256ZM262 232H264V231H262ZM18 233H20V232H18ZM53 233V232H52ZM82 233V232H81ZM87 233V232H86ZM91 234H92V232H90ZM138 233V232H137ZM191 233V232H190ZM190 233H188L189 234V236H190ZM218 233V232H217ZM247 233V232H246ZM257 233H259V232H257ZM45 234V233H44ZM50 234V233H49ZM57 234V233H56ZM122 234V233H121ZM120 234V235H121ZM132 234V233H131ZM131 234H129V236L131 235ZM134 234V233H133ZM143 234V233H142ZM148 234V233H147ZM150 234H152V233H150ZM154 234H155V232H154ZM157 234V233H156ZM182 234H180V235H182ZM193 234H191V235H193ZM249 234V233H248ZM254 234H255V232H254ZM264 234V233H263ZM19 235H21V234H19ZM31 235H32V233H31ZM34 235V234H33ZM75 235V234H74ZM77 235V234H76ZM80 235V234H79ZM82 235V234H81ZM123 235V234H122ZM121 235V236H122ZM141 235V234H140ZM146 235V234H145ZM215 235V234H214ZM217 235V234H216ZM215 235V236H216ZM40 236V235H39ZM42 236V235H41ZM45 236H46V234H45ZM50 236H51V234H50ZM97 236V237H98ZM116 236V237H115ZM124 236V235H123ZM184 236V235H183ZM187 236V235H186ZM240 236V235H239ZM261 236V235H260ZM21 237H22V235H21ZM30 237V236H29ZM33 236H31V238H32ZM35 237V236H34ZM53 237V236H52ZM141 237V236H140ZM160 237H163V236H159V238ZM263 237H264V235H263ZM28 238V237H27ZM38 238V237H37ZM36 238V239H37ZM46 238V237H45ZM48 238V237H47ZM59 238V237H58ZM61 238H62V236H61ZM92 238H94L93 236H92ZM96 238V237H95ZM121 238V237H120ZM126 238V237H125ZM134 235L133 236H130L127 240H126V243H127V245H132L133 247H135V249H137L136 248V246H137V244L136 245H134L133 243L135 242V238H137V237H135L134 239ZM155 238V237H154ZM158 238V237H157ZM244 238V237H243ZM250 239V240H253L254 241V239L255 238H259V240H261L260 239V237L259 236H255V235H251V236H249V237H247V239ZM40 239H41V237H40ZM64 239V238H63ZM70 239V238H69ZM102 239V240H103ZM124 239V238H123ZM139 239V238H138ZM138 239L136 240V241H138ZM149 239H150V237H149ZM148 238H147V240H149ZM206 239V238H205ZM213 239V238H212ZM245 239V238H244ZM31 240V239H30ZM33 240V239H32ZM52 240V239H51ZM68 240V239H67ZM141 240V239H140ZM143 240V239H142ZM144 240H145V237H144ZM151 240H152V238H151ZM29 241V240H28ZM36 241V240H35ZM96 241H98L97 240V238H96ZM159 241V240H158ZM212 241H214V240H212ZM34 242V241H33ZM58 242V241H57ZM60 242H61V240H60ZM63 242V241H62ZM65 242V241H64ZM101 242V241H100ZM142 242V241H141ZM141 242H140V244H141ZM151 242H153V241H144V244H142V246L141 247H144V250L146 249L145 248V246H147L148 244H150ZM232 242V241H231ZM67 243H69V241H67ZM83 243V242H82ZM98 243V242H97ZM102 243H103V241H102ZM106 243H108V242H105V244ZM139 243V242H138ZM155 243V242H154ZM153 243V244H154ZM210 243H212V244H214L213 242H211L210 241ZM216 243V242H215ZM235 243V242H234ZM241 243V242H240ZM101 244V243H100ZM104 244V243H103ZM104 244V245H105ZM112 244V243H111ZM119 244V245H120ZM123 245H124V243H122ZM218 244V243H217ZM223 244V243H222ZM66 245V244H65ZM115 245V244H114ZM258 245V244H257ZM101 246H102V244H101ZM112 245H110V247H111ZM118 246V245H117ZM121 246V245H120ZM153 246V245H152ZM151 246V247H152ZM160 246V245H159ZM163 246V245H162ZM167 246V245H166ZM170 246V245H169ZM176 246V245H175ZM50 247V246H49ZM103 247V246H102ZM101 247V248H102ZM105 247V246H104ZM124 247H125V245H124ZM150 247V246H149ZM165 247V246H164ZM173 247V246H172ZM177 247V246H176ZM247 247V246H246ZM258 247V246H257ZM57 248V247H56ZM59 248V247H58ZM64 248H66V247H64ZM68 248V247H67ZM98 248H99V246H98ZM129 248V247H128ZM132 248V247H131ZM166 248V247H165ZM168 248V247H167ZM208 248H209V246H208ZM207 248V249H208ZM214 248H215V246H214ZM213 248V249H214ZM76 249V248H75ZM91 249V248H90ZM97 249V248H96ZM160 249H161V247H160ZM179 249V248H178ZM177 249V250H178ZM216 249V248H215ZM59 250V249H58ZM72 250V249H71ZM99 250H101V249H99ZM103 250V249H102ZM101 250V251H102ZM141 250V249H140ZM168 250V249H167ZM180 250V249H179ZM182 250V251H183ZM211 250V249H210ZM106 251V250H105ZM109 251V250H108ZM148 251V250H147ZM63 252V251H62ZM104 252V251H103ZM123 252V251H122ZM143 252V251H142ZM180 252V251H179ZM178 252V253H179ZM211 253V252H210ZM97 254V253H96ZM189 255V254H188ZM141 256V255H140ZM161 262V261H160Z\"/></svg>",
    "mask_w": 264,
    "mask_h": 264
}]
</instances>
